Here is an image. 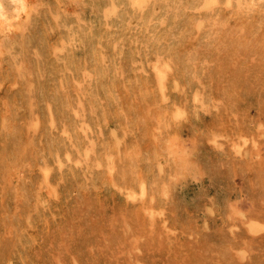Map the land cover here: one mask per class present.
Instances as JSON below:
<instances>
[{"label":"rangeland","instance_id":"374dc122","mask_svg":"<svg viewBox=\"0 0 264 264\" xmlns=\"http://www.w3.org/2000/svg\"><path fill=\"white\" fill-rule=\"evenodd\" d=\"M6 1L8 3L10 2L9 3V5H11L10 8L12 11H14V9L12 8L13 1L12 0H6ZM54 1L41 0L40 2V0L37 1L30 0V5L32 10H31V15H29L28 19L24 18L22 20H19L17 18V21H20V23H18L13 29H11L12 26L11 28L9 27L6 28L4 30V33H2L3 36L1 35L3 41L1 42L2 45H0V52H1L0 53V60H1L0 86L2 85L1 86L2 88L0 87V90L2 91V92L0 91V96L3 98L0 97V105H1L0 110L5 108L4 109L5 111L2 110V114L0 111V124H1L0 137L2 136L0 138V144H1L0 148L3 147L2 150L0 149V152H2L0 153V157H2L0 161L1 163H4V164L0 163L1 164L0 167L1 170L2 168L3 169L5 168L6 171L0 170L1 171L0 174L1 176H3V177L0 176V181H1L0 185L5 184L6 187L5 185H3L5 190L3 191L2 190L3 187L0 186V189L2 190L0 191V194H2L3 196L2 199H5L3 203H0V207H2V205L4 206L5 204L8 205L2 207L1 209L3 210L0 209V213H1L0 232L3 231L5 235V236L3 235V232L0 233V239H1L0 247L2 246V248H0L1 250L0 264L2 263L9 264V262L10 264H15L17 261H19L18 264H20L21 262H22L21 264H51V263L53 264V262H56L58 264H63V263L66 264L65 262H68L67 264H69L70 262H71L70 264L73 263L78 264L79 262H80L79 264H82L83 262H84L83 264H89V263L94 264V261L95 264L96 263L97 264H105V263L106 264H138L137 261H139V264H141L142 262H140V260H143L142 264L144 263L145 264L146 263L148 264H264V82L262 83V81L264 80H260L261 78L264 79V0H255L256 3L255 2L250 3L249 0H241L240 3L237 0H232L231 2L221 1L218 4L208 5V7L200 5L199 2L200 0H157L158 5L155 8L161 10L162 14L159 17V19L154 22L153 21L147 22V18H142V12L153 9L152 8L153 3L151 4V1H146L142 5H138L133 0H117V1L106 0L107 4L106 1L103 2L104 0H99L101 4L100 2H98V0H94V1L67 0L69 2H67L66 0L64 1L54 0ZM114 1L119 2L118 3L120 5L119 14L117 15L110 14L111 16L106 15V10L112 9ZM81 2L84 7L80 5ZM88 2H90V5H88L89 4ZM94 2L97 3L95 4ZM55 3H56V9H55ZM50 4L52 5L54 4V5L52 6ZM51 6L53 7V10ZM101 7L104 9L102 10ZM37 8H39L40 10L39 12ZM61 8L63 10H61ZM75 8H77L78 10ZM43 9L46 10L47 12L46 11L41 12V10ZM95 9H97L99 13ZM34 11L38 16H36L35 13L32 14V12ZM85 11L89 15H87ZM43 12L45 15L43 14ZM200 17L206 19V23L203 26V28H197L195 26V20ZM39 19L42 20L39 21ZM109 19L110 21H108ZM35 20L39 24L42 22L39 28H38L39 24H37ZM22 21L26 22V24L23 23ZM30 21L32 22L30 23ZM27 25L28 26L30 25L29 26L30 28ZM17 26L19 30L18 28H16ZM32 27L35 28L33 29ZM48 27L51 29H49ZM35 29L37 31H35ZM38 29L40 30L38 31ZM26 30L28 31V33ZM5 31L8 32L6 33ZM196 31L197 33H195ZM15 32L17 33L18 38L21 36L20 41L19 39H17L18 41L16 40L17 37ZM37 33H39V35ZM48 33L50 34L48 35ZM41 35L44 36L42 37ZM192 35H195L194 38ZM10 36L13 38V40ZM30 36L31 39H33L32 41L30 39ZM187 36L190 38H188ZM8 37L9 39H11L10 41ZM36 37H38L39 40H37ZM25 40L27 41V43L25 42ZM36 40L37 42H35ZM15 41L18 44L20 42L21 45L19 44L20 46L18 45L16 46ZM24 43L26 47H24L25 46L23 45ZM30 43L31 44L33 43L32 44L33 49L32 47H30L31 46ZM41 43H45V44L47 43L48 45L47 47V45L43 44L45 47H47L46 49H44L45 47L43 46L45 52L44 50H42V47L40 48V45L42 46ZM200 44L202 48H200L201 47ZM88 45L91 46V48L90 47L88 48ZM113 45L115 46L113 47ZM28 47H30L31 49ZM54 47L55 49H53ZM15 49L16 51L13 52ZM26 49L28 50V52L32 51L30 53L34 55H31L30 53L27 54ZM40 49L43 51V53ZM86 49H87V53H85ZM189 49H191V51ZM39 50L41 52H39ZM3 51L5 53H3ZM101 52L106 53L107 56L105 58L106 60L97 59V54ZM8 53L10 54V56L7 55ZM21 53H23V55H19ZM40 53L42 55L44 54L45 57L42 56ZM82 53L84 54L82 55ZM30 55H31V59H30ZM197 56L199 57V59ZM21 57H23L24 59ZM16 58H18V61ZM27 58L28 60L30 59L29 62L26 60ZM87 58L89 59V63H87L88 61ZM25 60L29 66L26 64ZM157 60L159 64L161 63L163 64L167 62L170 65V67L168 68L169 76H170V78L168 77V86L165 90H161V92L157 86L156 78H153V76L155 77V74L153 68L151 67L153 61L155 63L157 62ZM16 61L17 63L19 61L20 62L17 64ZM29 63L30 64L35 63L34 65L32 64V66L34 67H32ZM119 65H120V69H119ZM12 66L13 69L11 72L10 68H12ZM25 66H27L28 68ZM62 66L64 69L62 68ZM14 67L17 69H15ZM80 67L82 70L78 69ZM126 67H127V71H126ZM129 68H131V70H128ZM31 69H33L34 72L32 71L30 74L29 70ZM41 69L42 71H40ZM15 71L18 73H16ZM20 71L22 74H20ZM119 71L120 73H118ZM56 72L59 74H57ZM47 73L49 74V76L50 73L51 75L54 74V77L53 76L49 77ZM33 74L34 76H32ZM42 74H44L45 76ZM17 75L20 77L17 78L18 77ZM26 75H28V77L30 76L31 78L29 77L30 79L28 78V80H24L27 77ZM8 78L11 81L13 80L12 83H10L11 81ZM20 78H22L23 80ZM119 78L121 81L119 80ZM124 78L126 79V81ZM246 78L248 80H246ZM258 79L260 80L259 82L261 83L256 82L258 81ZM43 80H46L44 82H47V84L42 82ZM251 80L253 81L255 80V81L253 82ZM176 81L178 83H176ZM237 81H239V83ZM246 81L247 83L249 81V83L247 84ZM21 82L22 83L26 82V83L22 85ZM48 82L49 83L52 82V83L49 84ZM76 82H78V84ZM220 82H222L221 85L219 84ZM216 83L218 84L216 85ZM235 83H237V85ZM244 83H246L247 85H245ZM253 83L255 84V86ZM8 84H10V86ZM129 84L131 85V90L133 89L132 91L130 90ZM45 85H47L46 88ZM49 85H51V87ZM132 85H134L133 88ZM251 85L253 86L251 87ZM261 85L263 88L261 87ZM35 86L39 89V91ZM178 86L179 88L181 87L183 88L179 89ZM218 86L221 87L218 88ZM244 86L245 87L249 86V88H245ZM17 87H19V89ZM233 87L236 88L237 90L234 89ZM43 88H45L44 90L46 91H44ZM121 88H123L124 90L123 89L121 90ZM238 88L239 89L242 88V90L241 89L239 90ZM25 90L28 92H26ZM37 91L39 93H37ZM122 91L123 94L124 92H126V94L123 95ZM30 92L35 94H32ZM29 93L31 94V96ZM133 93H134V97H133ZM7 94L8 96H12V97H8ZM22 94L23 95L25 94V96H23ZM20 95H22L23 97ZM14 96L17 97L15 98ZM26 96L27 98H29L28 100L30 103L25 98ZM38 96L39 99L37 100ZM7 97L9 99L11 98L12 101L15 100L16 103L14 101L11 103L10 101L11 99L9 100L10 102L7 101L8 100ZM132 97L134 98V101ZM41 98H43V100ZM57 98L59 101H61V104L58 103L59 101L56 102ZM123 98L125 99V101H123L124 100ZM158 98H159V103H158ZM4 100H6L5 102H9V103L3 102ZM22 100L25 102L24 103L25 105L23 104ZM31 100H33V102L35 103L32 104ZM38 101L39 103L44 101L42 102L43 107H42V103L39 104ZM129 101L130 103H132V105L130 103H127L129 107L127 105H125L124 107V103ZM52 103L54 104V107L52 106ZM6 104L8 105V107L6 106ZM21 104H23L24 107ZM34 104L38 105V107ZM151 105L152 107H150ZM25 106L31 108L32 111L29 110V108L27 110ZM47 106H50L49 110L51 111V114L49 113L50 111L48 110ZM36 107L38 108V110ZM60 107L62 108V110ZM43 108L45 111H43ZM58 108L60 109V111ZM80 108H82V110ZM140 108H142L141 111ZM10 109L12 110L10 111ZM16 109L18 110L21 109V110L17 112ZM74 109H80V112L77 113L76 110ZM105 109L106 111L104 113ZM86 110L88 111L86 112ZM13 111H15V113H13ZM21 111L23 112L20 113ZM63 111H65L67 115ZM73 111L74 114L78 116H74L72 114ZM136 111L137 113L139 112L140 113L137 114ZM26 112H28L29 115L28 117ZM88 112L90 113V115ZM16 113L19 115V117H17ZM33 113L35 116L33 115ZM125 113H127V115ZM20 114L23 116H21ZM37 114L40 117H42L41 120L44 121L40 122L41 121L40 117ZM53 114L56 115L60 114L61 116L55 115L54 117ZM87 114L89 115L88 117ZM131 114L132 115L134 114L133 117ZM48 115L49 116L51 115L52 117L51 116L49 117ZM66 116L68 117L66 118ZM85 117H86L85 120L88 123L89 121L94 122V123L91 122V125L94 126L93 129L90 130L91 132L88 131L80 132L78 128V125L81 123V121L84 120ZM14 118L18 119V121H16V119L14 121L13 120ZM22 118H24L25 120ZM45 118L47 119V121ZM58 118H59L58 120L59 124L57 122ZM75 118L77 119V121ZM130 118L131 119L134 118V122ZM67 119L68 121H66ZM26 121H28L27 122V124H29L28 126L26 125ZM125 121L127 122L125 123ZM36 122H38L39 124ZM100 122H102L103 124H101ZM95 125L97 127H95ZM21 126L27 129H24ZM41 126H43V128ZM1 127L4 128V131H2L3 129ZM18 127L20 128V132L19 129L18 130L16 129ZM34 127H36L35 130ZM133 127L134 128L136 127L137 129L136 128L133 129ZM110 128L112 130L114 129L115 131H110L111 130ZM16 130L18 131V133ZM60 130H62V132ZM5 131H12V132L6 133ZM45 131L46 133H44ZM54 132H56V134L58 133L59 135H54L55 134ZM106 132L108 134H106ZM112 132L118 133L117 134L119 136L118 139L120 138L119 142L115 139L111 140L109 133ZM11 133L15 137H12L13 135H11ZM24 133H26L27 135ZM44 134H46L47 137ZM86 134L89 135V137L95 142L96 145L98 144L97 146L100 150L103 149L102 151H106V153L109 154V160H110L109 164H111L112 166L117 164L116 165L117 168L116 167L115 169L114 167L110 168L111 171L113 170L111 172L104 166L94 167L93 170H90L89 167L83 164L82 162L66 164L65 166L57 169L58 171L55 170L51 178L53 183H55L56 181L55 184L57 185L56 187L59 190V197L53 199L52 203L46 202L45 206L47 208L44 207L43 209L38 210L32 207L31 194L32 192L35 193L34 190L36 192L41 193V195L46 198H48V195L51 194V193L47 194L49 193L47 187L44 188L40 187V179H39L40 166H43L51 156V151H52L51 149L54 148L53 150L59 151L62 154L70 150L75 151L76 150L75 148L82 146L81 143L84 144L83 138L81 142L77 140V136L79 135L83 136ZM18 136L21 139L23 137L25 139L26 137H29V140L28 138L26 139V141L24 138L21 140L20 138H18ZM35 136L36 137L38 136L39 138H36ZM10 137L11 139L9 142L8 140ZM64 137L67 138L65 139ZM13 138L14 139L18 138L17 140L15 139V141L17 142L18 140H20L18 141L19 144L18 142L17 144H15L16 142H13L14 140ZM49 138L50 141L47 140ZM145 138H147L148 141L150 139V141L147 142V139ZM36 140L38 145L36 144ZM33 142L36 146L32 144ZM71 142H73L72 146H71ZM103 143L104 144L106 143L105 146ZM22 144H24L25 146H23ZM56 144L58 146H56ZM138 144L140 146H138ZM6 145L8 148L10 146L11 151H9V149H7L8 151L6 150L7 148L5 147ZM14 145L15 147H13ZM38 146L40 147L38 148ZM45 147H47V149ZM104 147H106V149ZM13 148L15 149L17 148V149L15 150ZM36 148H38L39 150ZM40 150H42L41 151L42 153H40ZM128 150L130 151L128 152ZM145 150L147 151L143 152ZM15 151H17L16 153H18V155H15L16 154L14 153ZM141 151L142 154H140ZM6 152L7 154H9L8 155L9 158L6 156L7 155ZM19 153L24 158H22L19 155ZM127 153L130 155L131 159H133L131 163L132 165L130 164L131 159L130 157H128L129 155ZM134 153L136 156L134 155ZM11 154L15 155V156L13 155L14 157L13 156L11 157L14 159V162L16 163L12 162L13 159L10 157ZM137 154L140 155V157H138ZM44 155H46L47 160ZM110 155L111 156L113 155L114 157L113 156L111 157ZM18 156L20 157V159ZM35 156L38 158V160L36 159ZM94 156H98V155H94ZM148 156L149 158H147ZM31 157L33 158L34 162L32 161ZM39 157H40V161L42 162L39 161ZM137 157L139 160L137 159ZM8 159L11 161V163L9 162ZM136 160L138 162H136ZM21 161H23L22 164ZM152 162H156V163H152ZM31 163L32 164L38 163V164L37 165L34 164L33 166L31 165ZM11 164L14 166H11ZM27 164L29 165V168ZM134 164L138 167L137 169L134 166ZM78 165L80 168L78 167ZM25 166L27 170H25ZM30 168L31 169L33 168L32 169L33 174ZM130 168L132 172L128 170ZM27 171L28 173L26 175L25 174L23 175V172L26 173ZM92 171L93 173L94 172L95 173L93 174ZM109 171L110 174H108ZM114 171H116L117 173H115ZM126 171L129 172L127 173ZM113 172L118 176L121 175L120 178L122 181L118 176L113 175L114 174ZM118 173L121 174L119 175ZM131 173L135 175H132ZM93 175L95 176L93 177ZM6 176L8 177V179ZM56 177L58 178L55 179ZM105 177L107 178V180H105L106 179ZM25 178L27 182L24 180ZM71 178L75 180L77 185L74 184L75 182ZM135 178L136 181H134ZM19 179L22 180V181L20 180L21 185L20 183H18ZM153 179H155L157 183H155V180ZM3 180L4 181L6 180L5 183ZM23 180L24 183H22ZM98 180H99V184H98ZM104 180L106 182H104ZM143 180L150 182L152 184L151 186V184L149 183L151 189L145 195L132 196L133 198L135 197L134 198L135 201H134L129 193L130 190L129 187L130 186L135 187L136 184L134 182H139ZM159 180L165 183L163 184ZM69 181L71 182L73 181L74 183L72 182L73 183L72 184ZM101 182L102 184H100ZM34 183L38 186H34ZM124 183H126L127 185L126 184L124 185ZM153 183H155L156 186L160 184L158 186L161 187L158 188L157 186L158 188L157 189ZM17 184L18 186H16ZM68 184L70 185V187L73 185V187L70 188ZM110 184H112V186H110ZM122 185L124 186V188L122 187ZM19 186L21 188H17ZM164 186L165 188H163ZM31 187L32 189L35 187L33 191ZM152 187H153V191H152ZM154 187L157 193L156 191H154L155 190ZM160 188H161V192H159ZM25 189L28 190V192L30 191L32 192L26 193ZM116 189L119 190L116 191ZM11 190L14 191V193ZM66 191L68 192V194H66L67 193ZM74 192H76L75 193L76 195H74ZM109 192H111L112 195ZM126 193L128 194V196ZM13 194L18 201L20 200L19 201L20 203L16 199H15L16 202L13 200L15 198ZM26 194L27 196H25ZM79 194L83 195V197ZM91 195H93L95 199ZM76 197L77 198L79 197L80 199H77ZM90 197L92 198L90 199ZM2 199L0 195V202H2ZM92 199L93 201L91 202ZM98 199L99 201L100 200L103 201L100 203L101 205L100 204L98 205L99 202ZM95 200L96 203H93L95 202ZM6 201L8 203H6ZM27 201L30 206L27 205ZM130 201H132L134 207L131 206L132 204ZM13 202L16 204L14 205ZM121 202H122L121 209L124 208L122 210L119 207L121 206V204L120 205L118 204ZM81 203L84 205H82ZM53 204H56V206ZM77 204H79V207ZM90 204L92 205L91 207ZM95 204L97 205L94 207ZM147 204L149 205V207ZM10 205L12 209L10 208ZM14 206H16L15 210L12 211L14 209L13 208ZM139 206H141V208H139ZM5 207H7L8 209H5ZM21 207H23V209ZM64 207L65 209H62ZM143 207L146 210L143 209ZM158 208L161 209V211H159ZM66 209H67V213H65ZM99 209L101 211H97ZM125 209H127V212H129L128 215ZM43 210L45 213L43 212ZM81 210L82 211L84 210L85 212L83 211L84 212L83 213ZM16 211H18L17 214ZM27 211L29 212L27 213ZM30 211L32 214L30 213ZM56 211L58 214L56 213ZM78 211L79 214H77ZM7 212L8 214H6L7 216L6 217L3 214ZM73 212L74 213L77 212L75 213V216H73L74 215ZM71 213L73 214L72 216L75 218L71 217ZM81 213H83L82 214L83 216H86L85 220L87 221V223L86 221L85 223H83L84 217L80 215ZM149 213L152 215H150ZM34 214L36 216H34ZM18 215H20L21 217ZM16 216H18L17 221H16L17 219ZM1 217L4 218L2 219ZM8 217H10L9 221L10 219L14 220V218L16 217V219L14 220V223L16 225L13 222L12 224L8 225V223L11 222L7 220ZM67 217L69 220L70 219L71 220L69 221ZM87 217L89 220L87 219ZM76 218H80V219L78 220ZM73 219H75L74 221L76 222H74ZM25 220L28 223L27 226H26V222H24ZM40 220L42 221L41 223ZM80 220L82 221V224L85 225L80 224L81 223ZM91 220L94 226H91L92 225ZM131 220L132 222H129ZM51 221L53 224L51 223ZM72 222H74V224ZM4 223H6L7 225H5ZM64 223L66 224V228H64L65 227ZM69 223L74 226H70ZM78 223L81 225V227ZM95 223L97 224L95 225ZM1 225H3L4 227ZM55 225H58L60 227L58 228ZM87 225L88 226L90 225L92 229L89 228ZM10 226L14 227L15 230L13 228H10ZM18 226L20 227L18 228ZM61 226H63V228ZM76 226L78 229H76ZM8 227L11 230H9ZM7 228L9 231L7 230ZM68 228L70 229V231L71 229L75 230L74 231L75 234L73 230L70 233ZM83 228L85 231H91L90 234H88V232L83 231ZM62 229L65 230L67 229V230L65 231ZM94 230L96 233L94 232ZM50 231H52L51 232L52 234L50 233ZM10 233L12 237L10 236ZM68 233L70 234V236ZM48 234L49 236L51 235L52 236L48 237ZM55 234H59V236L57 235L55 236ZM63 234H65V236ZM3 236L5 237V239ZM13 236H15L14 237L16 238L15 240ZM21 236H23L24 238H22ZM81 236L82 238L84 237L83 239L85 241H83V239H80ZM44 237L45 239H42ZM22 239L25 240L23 241ZM58 239L60 240L62 239L61 241L58 242L64 241L62 246L61 245L57 246L58 242L56 240ZM25 241L26 243H24ZM81 241H83V243ZM14 242L17 243L14 244ZM19 242H21L22 245H24V247ZM51 242L54 243L52 244ZM44 243L45 244L48 243V245L44 246L43 245ZM49 243L52 245H50ZM9 244L10 245L12 244L13 246L11 245L12 247H10ZM75 244L77 246L78 245L82 246L80 247L81 251H79V246L77 247L78 249L76 248ZM54 245L57 246V248L60 247L59 248L60 251H58L56 247H54ZM73 245L76 248V250H74ZM21 246L23 247V249H21L23 253L19 250ZM49 246L51 250L50 249L47 250V247ZM51 246H53L54 248ZM34 249L37 252H40V250H44L43 252L46 254L40 252L43 253V255L38 253V255L36 254L37 257H35L36 252ZM37 249H39V251ZM53 249L55 250L52 251ZM71 249L73 251H71ZM16 251L17 254H15ZM30 251L33 254L29 255L28 253ZM89 251L91 255H93V257H91ZM4 252H5V256L3 255ZM9 252L12 253L10 254ZM79 252L82 255H80ZM49 253L54 255L52 256ZM47 254H49L51 259L47 256ZM66 254H69L70 257L69 255L64 257V255ZM6 255L8 256L6 257ZM62 255L64 258L61 257ZM41 256L43 259L41 258ZM46 256L49 259V261L47 260ZM54 256L55 258L53 259ZM78 256L81 257L85 256V257L82 258L80 257L81 259L80 261ZM1 257L7 261L5 262ZM12 257H14L15 259H13ZM66 257L70 258L71 261L67 260ZM21 259L24 260L22 261ZM89 259L91 260V262ZM61 260L63 261V263ZM92 260L94 261L92 262Z\"/></svg>","mask_w":264,"mask_h":264},{"label":"bare ground","instance_id":"6f19581e","mask_svg":"<svg viewBox=\"0 0 264 264\" xmlns=\"http://www.w3.org/2000/svg\"><path fill=\"white\" fill-rule=\"evenodd\" d=\"M12 1H13L12 8L14 9V11H12L11 8H10V7H11V5H9L10 2L8 3L6 0H0V45H2L1 42L3 41L1 35H2V33H4V30H5L6 28H8V27L11 28V26H12L11 29H13L18 23H20V21H17V18H18L19 20H22V19H24V18H27V19H28L29 15H31V10H32V8H31V5H30V0H12ZM12 1H11V2H12ZM36 1H37V0H36ZM53 1H54V0H53ZM63 1H64V0H63ZM66 1H67V0H66ZM79 1H81V0H79ZM79 1H78V2H79ZM93 1H94V0H93ZM105 1H106V0H104L103 2H105ZM116 1H117V0H116ZM116 1L113 2L114 4H113V7H112L111 10H106V9H108V8L105 9V10H106V15H110V14H113V15L116 14V15H117V14H119V8H120V5L118 4L119 2H116ZM133 1L136 2L138 5H142V4H143L144 2H146V1H151V4L153 3V6H152L153 9H150L149 11L142 12V18H147V22H150V21H153V22H154V21L158 20L159 17L161 16V14H162L161 10L155 8V7L158 5L157 0H133ZM221 1L231 2L232 0H200L199 2H200V5H203V6H207V7H208V5L218 4V3L221 2ZM237 1H238L239 3L241 2V0H237ZM237 1H236V2H237ZM40 2H41V0H40ZM43 2H44V1H43ZM49 2H50V1H49ZM54 2H55V1H54ZM67 2H69V1H67ZM98 2H100V1L98 0ZM103 2H102V3H103ZM121 2H122V1H121ZM249 2H250V3H254L255 0H249ZM33 3H34V2H33ZM50 3H51V2H50ZM64 3H65V2H64ZM88 3H89L88 5H90V2H88ZM94 3H95V2H94ZM94 3H93V4H94ZM96 3H97V2H96ZM96 3H95V4H96ZM109 3H110V2H109ZM255 3H256V2H255ZM36 4H37V3H36ZM38 4H39V2H38ZM47 4H49V3H47ZM65 4H66V3H65ZM65 4H64V5H65ZM100 4H101V2H100ZM106 4H107V1H106ZM132 4H133V3H132ZM137 4H136V5H137ZM243 4H244V3H243ZM248 4H249V3H248ZM50 5H52V4H50ZM53 5H54V4H53ZM53 5H52V6H53ZM80 5H82V2H81ZM103 5H104V4H103ZM138 5H137V6H138ZM32 6H33V5H32ZM52 6H51V8H52V10H53V7H52ZM57 6H58V4H57ZM65 6H66V5H65ZM253 6H254V5H253ZM36 7H37V6H36ZM39 7H40V6H39ZM82 7H84V6L82 5ZM85 7H86V6H85ZM97 7H98V5H97ZM214 7H215V6H214ZM246 7H247V6H246ZM34 8H35V7H34ZM41 8H42V7H41ZM47 8H48V7H47ZM68 8H69V7H68ZM87 8H88V7H87ZM101 8H102V7H101ZM37 9H38V12H39V11H40L39 8H37ZM55 9H56V3H55ZM75 9H77V8H75ZM81 9H82V8H81ZM98 9H99V8H98ZM103 9H104V8H102V10H103ZM127 9H128V8H127ZM258 9H259V8H258ZM61 10H63V9L61 8ZM73 10H74V9H73ZM73 10H72V11H73ZM77 10H78V9H77ZM83 10H84V9H83ZM86 10H87V9H86ZM95 10L98 12L97 9H95ZM99 10H100V9H99ZM188 10H189V9H188ZM42 11H46V10L43 9V10H41V12H42ZM89 11H90V10H89ZM46 12H47V11H46ZM59 12H60V10H59ZM69 12H70V11H69ZM73 12H74V11H73ZM34 13H35V11L32 12V14H34ZM70 13H71V12H70ZM85 13L87 14L86 11H85ZM88 13H89V12H88ZM98 13H99V12H98ZM98 13H97V15H98ZM40 14H41V13H40ZM43 14H44V12H43ZM46 14H48V13H46ZM60 14H61V12H60ZM67 14H68V13H67ZM73 14H74V13H73ZM78 14H79V13H78ZM78 14H77V15H78ZM92 14H93V13H92ZM101 14H102V13H101ZM35 15L38 16L36 13H35ZM44 15H45V14H44ZM69 15H70V14H69ZM87 15H89V14H87ZM93 15H94V14H93ZM104 15H105V14H104ZM32 16H33V15H32ZM41 16H42V15H41ZM46 16H47V15H46ZM71 16H72V15H71ZM75 16H76V15H75ZM101 16H102V15H101ZM110 16H111V15H110ZM110 16H109V17H110ZM243 16H244V15H243ZM99 17H100V16H99ZM105 17H106V16H105ZM255 17H256V16H255ZM44 18H45V17H44ZM62 18H63V17H62ZM111 18H112V17H111ZM113 18H114V17H113ZM243 18H245V17H243ZM15 19H16V21H15ZM32 19H33V18H32ZM37 19H38V18H37ZM116 19H117V18H116ZM259 19H260V18H259ZM40 20H42V19H39V21H40ZM44 20H45V19H44ZM46 20H47V19H46ZM97 20H98V19H97ZM112 20H114V19H112ZM230 20H231V19H230ZM248 20H249V19H248ZM33 21H34V20H33ZM35 21H36V20H35ZM55 21H56V20H55ZM91 21H92V18H91ZM108 21H110V19H109ZM231 21H232V20H231ZM240 21H243V20H240ZM22 22L26 24V22H24V21H22ZM31 22H32V21H30V23H31ZM36 22H37V21H36ZM46 22H47V21H46ZM50 22H51V21H50ZM58 22H59V20H58ZM41 23H42V22H41ZM41 23H40V24H41ZM51 23H52V22H51ZM51 23H50V24H51ZM160 23H161V22H160ZM205 23H206V19H204L203 17H200V18H198V19L195 20V26H196L197 28H203V26L205 25ZM213 23H214V22H213ZM33 24H34V22H33ZM37 24H39V23L37 22ZM40 24H39L38 28L40 27ZM50 24H49V25H50ZM224 24H225V23H224ZM30 25H31V24H30ZM30 25H29V26H30ZM62 25H63V24H62ZM68 25H69V24H68ZM27 26H28V25H27ZM29 26H28V27H29ZM31 26H32V25H31ZM35 26H36V23H35ZM41 26H42V25H41ZM22 27H23V26H22ZM42 27H43V26H42ZM49 27H50V26H49ZM49 27H48V28H49ZM52 27H53V26H52ZM16 28H18V26H17ZM23 28H24V27H23ZM29 28H30V27H29ZM32 28H33V27H32ZM34 28H35V27H34ZM34 28H33V29H34ZM45 28H46V27H45ZM111 28H112V27H111ZM197 28H196V29H197ZM11 29H10V30H11ZM43 29H44V28H43ZM49 29H51V28H49ZM54 29H55V28H54ZM61 29H62V28H61ZM98 29H99V28H98ZM18 30H19V28H18ZM39 30H40V29H38V31H39ZM63 30H64V29H63ZM212 30H213V29H212ZM222 30H223V29H222ZM15 31H16V30H15ZM26 31H27V30H26ZM35 31H37V30L35 29ZM245 31H246V29H245ZM5 32H6V31H5ZM7 32H8V31H7ZM7 32H6V33H7ZM10 32H11V31H10ZM32 32H33V31H32ZM48 32H49V31H48ZM50 32H51V31H50ZM95 32H96V31H95ZM12 33H13V32H12ZM15 33H16V32H15ZM19 33H20V31H19ZM27 33H28V31H27ZM54 33H55V31H54ZM66 33H67V32H66ZM195 33H197V31H196ZM198 33H199V32H198ZM220 33H222V32H220ZM9 34H11V33H9ZM9 34H8V35H9ZM37 34L39 35V33H37ZM46 34H47V33H46ZM49 34H50V33H48V35H49ZM70 34H71V33H70ZM228 34H229V33H228ZM26 35H27V34H26ZM29 35H30V34H29ZM53 35H54V34H53ZM2 36H3V35H2ZM17 36H18V35H17V33H16V37H17ZM41 36H42V35H41ZM41 36H40V37H41ZM43 36H44V35H43ZM43 36H42V37H43ZM51 36H52V35H51ZM64 36H65V35H64ZM110 36H111V35H110ZM112 36H113V35H112ZM192 36H193V38H194L195 35H192ZM192 36H191V37H192ZM10 37H11V36H10ZM20 37H21V36H20ZM20 37H19V38L17 37L16 40L19 39V41H20ZM24 37H25V36H24ZM38 37H39V36H38ZM38 37H36L37 40H39ZM85 37H86V35H85ZM187 37H188V36H187ZM11 38H12V37H11ZM25 38H26V37H25ZM34 38H35V37H34ZM55 38H56V37H55ZM188 38H190V37H188ZM8 39H9V37H8ZM21 39H22V38H21ZM27 39H28V38H27ZM30 39H31V36H30ZM45 39H46V37H45ZM56 39H57V38H56ZM69 39H70V38H69ZM186 39H187V38H186ZM230 39H232V38H230ZM10 40H11V39H9V41H10ZM12 40H13V38H12ZM32 40H33V39H31V41H32ZM37 40H36L35 42H37ZM85 40H86V39H85ZM89 40H90V39H89ZM133 40H134V39H133ZM17 41H18V40H17ZM21 41H22V40H21ZM52 41H54V40H52ZM200 41H201V40H200ZM4 42H5V39H4ZM11 42H12V41H11ZM15 42H16V41H15ZM25 42L27 43L26 40H25ZM33 42H34V41H33ZM40 42H42V41H40ZM50 42H51V41H50ZM59 42H60V41H59ZM59 42H58V43H59ZM67 42H68V41H67ZM192 42H193V41H192ZM38 43H39V42H38ZM51 43H52V42H51ZM58 43H57V44H58ZM76 43H77V42H76ZM91 43H92V42H91ZM7 44H8V43H7ZM9 44H10V43H9ZM19 44H20V42H19ZM19 44H18L17 42L15 43L16 46H17V45H18V46L21 45V44H20V45H19ZM30 44H31V43H30ZM32 44H33V43H32ZM32 44H31V46H30V45H29V46L32 47V49H33ZM41 44H42V46L40 45V48L42 47V50H44V49H46V48L48 47L47 43H46V44H45V43H41ZM43 44L47 45V47H45ZM49 44H50V43H49ZM72 44H73V43H72ZM103 44H104V43H103ZM23 45H25V43H24ZM54 45H55V44H54ZM76 45H78V44H76ZM90 45H91V44H90ZM16 46H14V47H16ZM43 46L45 47L44 49H43ZM67 46H68V45H67ZM73 46H74V45H73ZM73 46H72V47H73ZM85 46H86V45H85ZM114 46H115V45H113V47H114ZM200 46H201V44H200ZM200 46H199V47H200ZM10 47H11V46H10ZM14 47H13V48H14ZM24 47H26V45H25ZM30 47H28V48H30ZM38 47H39V46H38ZM77 47H78V46H77ZM89 47L91 48V46L88 45V48H89ZM182 47H183V46H182ZM205 47H206V46H205ZM18 48H20V47H18ZM28 48H27V49H28ZM67 48H68V47H67ZM197 48H198V46H197ZM200 48H202V46H201ZM6 49H7V48H6ZM27 49H26L27 54L30 53V52H32V51L28 52ZM30 49H31V48H30ZM38 49H39V48H38ZM53 49H55V47H54ZM187 49H188V48H187ZM3 50H4V48H3ZM12 50H13V49H12ZM24 50H25V49H24ZM40 50H41V49H40ZM40 50H39V52L42 51V50H41V51H40ZM51 50H52V49H51ZM90 50H92V49H90ZM189 50L191 51V49H189ZM196 50H197V49H196ZM200 50H201V49H200ZM15 51H16V49H15L13 52H15ZM64 51H65V50H64ZM11 52H12V51H11ZM17 52H18V51H17ZM44 52H45V50H44ZM83 52H84V51H83ZM90 52H92V51H90ZM194 52H195V51H194ZM0 53H1V52H0ZM3 53H5V52L3 51ZM18 53H19V52H18ZM33 53H34V52H33ZM42 53H43V51H42ZM51 53H52V52H51ZM58 53H59V52H58ZM80 53H81V52H80ZM85 53H87V49H86ZM88 53H89V52H88ZM199 53H200V52H199ZM24 54H25V52H24ZM30 54H31V53H30ZM40 54H41V53H40ZM56 54H57V53H56ZM63 54H64V52H63ZM78 54H79V53H78ZM83 54H84V53H82V55H83ZM5 55H6V54H5ZM7 55L10 56L9 53H8ZM12 55H13V54H12ZM19 55H23V53H21V54H19ZM31 55H34V54H31ZM31 55H30V59H31ZM41 55H42V54H41ZM61 55H62V54H61ZM65 55H66V54H65ZM65 55H64V56H65ZM42 56L45 57L44 54H43ZM42 56H41V57H42ZM64 56H63V57H64ZM86 56H87V55H86ZM153 56H154V55H153ZM198 56H199V55H198ZM198 56H197V57H198ZM215 56H216V55H215ZM220 56H221V55H220ZM23 57H24V56H23ZM23 57H21V58H23ZM38 57H39V55H38ZM44 57H43V58H44ZM60 57H61V56H60ZM82 57H83V56H82ZM106 57H107V56H106V53L101 52V53L97 54V59H99V60H104ZM138 57H139V56H138ZM151 57H152V56H151ZM1 58H2V57H1ZM19 58H20V56H19ZM34 58H35V57H34ZM48 58H49V57H48ZM88 58H90V57H88ZM88 58H87V59H88ZM95 58H96V57H95ZM165 58H166V57H165ZM171 58H172V57H171ZM16 59H17V61H18V58H16ZM16 59H15V60H16ZM23 59H24V58H23ZM23 59H22V60H23ZM30 59H29V60H30ZM37 59H38V58H37ZM37 59H36V60H37ZM45 59H46V58H45ZM60 59H61V58H60ZM198 59H199V57H198ZM221 59H222V58H221ZM26 60L29 62L28 58H27ZM26 60H25V62H26ZM42 60H43V59H42ZM49 60H50V59H49ZM91 60H92V59H91ZM105 60H106V59H105ZM117 60H118V59H117ZM0 61H1V60H0ZM2 61H3V59H2ZM6 61H7V60H6ZM17 61H16V63H17ZM43 61H44V60H43ZM45 61H46V60H45ZM55 61H56V59H55ZM119 61H120V60H119ZM122 61H123V60H122ZM122 61H121V62H122ZM128 61H129V60H128ZM19 62H20V61H19ZM19 62H18V63H19ZM30 62H31V61H30ZM35 62H36V61H35ZM39 62H40V61H39ZM61 62H62V61H61ZM66 62H67V61H66ZM80 62H81V61H80ZM109 62H110V61H109ZM124 62H125V61H124ZM130 62H131V61H130ZM219 62H221V61H219ZM18 63H17V64H18ZM22 63H23V62H22ZM47 63H48V62H47ZM62 63H63V62H62ZM87 63H89V59H88ZM104 63H105V62H104ZM201 63H202V62H201ZM9 64H10V63H9ZM26 64H27V62H26ZM26 64H25V65H26ZM29 64H30V63H29ZM32 64L34 65L35 63H32ZM32 64H30V65L32 66ZM36 64H37V63H36ZM41 64H42V63H41ZM150 64H151V63H150ZM196 64H197V63H196ZM215 64H216V63H215ZM7 65H8V64H7ZM27 65H28V64H27ZM52 65H53V64H52ZM52 65H51V66H52ZM87 65H88V64H87ZM87 65H86V66H87ZM89 65H90V64H89ZM126 65H127V63H126ZM205 65H206V64H205ZM208 65H209V64H208ZM28 66H29V65H28ZM39 66H40V65H39ZM43 66H44V65H43ZM59 66H60V65H59ZM78 66H79V65H78ZM133 66H134V65H133ZM222 66H223V65H222ZM231 66H232V65H231ZM18 67H19V66H18ZM25 67H27V66H25ZM32 67H34V66H32ZM124 67H125V65H124ZM128 67H129V66H128ZM151 67L153 68V71H154V74H155V77L153 76V78H156V80H157V86H158V88H159V90H160V92H161V90H165V89L167 88V86H168V77L170 78V76H169V69H168V68L170 67V65H169L167 62H165V63H163V64H162V63L159 64V63H158V60H157V62H155V63H154V61H153V64L151 65ZM224 67H226V66H224ZM7 68H8V67H7ZM14 68H15V67H14ZM27 68H28V67H27ZM40 68H41V67H40ZM62 68H63V66H62ZM82 68H83V67H82ZM114 68H115V67H114ZM210 68H211V67H210ZM221 68H223V67H221ZM5 69H6V68H5ZM12 69H13V66H12V68H10V71H11V72H12ZM15 69H17V68H15ZM23 69H24V67H23ZM23 69H22V70H23ZM42 69H43V67H42ZM42 69H41L40 71H42ZM59 69H60V68H59ZM63 69H64V68H63ZM78 69L82 70L81 67L78 68ZM78 69H77V70H78ZM83 69H84V68H83ZM103 69H104V68H103ZM119 69H120V65H119ZM170 69H171V68H170ZM7 70H9V69H7ZM26 70H27V69H26ZM37 70H38V68H37ZM66 70H67V69H66ZM80 70H79V71H80ZM128 70H131V68H129ZM151 70H152V69H151ZM219 70H221V69H219ZM229 70H230V69H229ZM29 71H30V74H31V72L33 71V69H31V70H29ZM29 71H28V72H29ZM58 71H59V70H58ZM73 71H74V70H73ZM106 71H107V70H106ZM120 71H121V70H120ZM120 71H119L118 73H120ZM126 71H127V67H126ZM153 71H152V72H153ZM0 72H1V70H0ZM13 72H14V70H13ZM15 72H16V71H15ZM25 72H26V71H25ZM25 72H24V73H25ZM33 72H34V71H33ZM59 72H60V71H59ZM74 72H75V71H74ZM84 72H85V71H84ZM110 72H111V71H110ZM123 72H124V71H123ZM219 72H220V71H219ZM16 73H18V72H16ZM42 73H43V72H42ZM48 73H49V72H48ZM48 73H47V74H48ZM56 73H57V72H56ZM61 73H62V72H61ZM75 73H76V72H75ZM150 73H151V72H150ZM20 74H22L21 71H20ZM26 74H27V73H26ZM28 74H29V73H28ZM38 74H39V73H38ZM57 74H59V73H57ZM77 74H78V72H77ZM79 74H80V73H79ZM81 74H82V72H81ZM88 74H89V73H88ZM12 75H13V73H12ZM15 75H16V74H15ZM42 75H44V74H42ZM84 75H85V74H84ZM118 75H119V74H118ZM120 75H121V74H120ZM171 75H172V74H171ZM209 75H210V74H209ZM222 75H223V74H222ZM1 76H2V75H1ZM17 76H18V75H17ZM26 76H27V77H26L24 80H28V78L30 77V76L28 77V75H26ZM32 76H34V74H33ZM35 76H36V74H35ZM39 76H40V75H39ZM39 76H38V77H39ZM44 76H45V75H44ZM48 76H49V74H48ZM51 76L54 77V74L51 75V73H50V76H49V77H51ZM79 76H80V75H79ZM126 76H128V75H126ZM126 76H125V77H126ZM129 76H131V75H129ZM173 76H174V75H173ZM193 76H194V75H193ZM12 77H13V76H12ZM19 77H20V76H18L17 78H19ZM242 77H243V76H242ZM245 77H246V76H245ZM249 77H250V76H249ZM22 78H24V77H22ZM22 78H20V79H22ZM30 78H31V77H30ZM30 78H29V79H30ZM35 78H37V77H35ZM42 78H43V77H42ZM42 78H41V80H42ZM45 78H46V77H45ZM120 78H121V77H120ZM120 78H119V80H120ZM127 78H128V77H127ZM183 78H184V77H183ZM253 78H254V77H253ZM253 78H252V79H253ZM258 78H259V77H258ZM8 79H9V78H8ZM20 79H19V80H20ZM32 79H34V78H32ZM49 79H50V78H49ZM55 79H56V78H55ZM124 79H125V78H124ZM134 79H135V78H134ZM174 79H175V78H174ZM242 79H243V78H242ZM244 79H245V78H244ZM249 79H250V78H249ZM259 79H260V78H259ZM259 79H258V81H256L257 83H261V82H259V81H260V80H264V79H262V78H261L260 80H259ZM5 80H7V79H5ZM9 80H10V79H9ZM19 80H17V81H19ZM22 80H23V79H22ZM93 80H94V78H93ZM131 80H132V79H131ZM137 80H138V79H137ZM194 80H195V79H194ZM224 80H225V79H224ZM246 80H248V79L246 78ZM255 80H256V78H255ZM255 80H254V81H255ZM10 81H11V80H10ZM10 81H9V82H10ZM12 81H13V80H12ZM12 81H11L10 83H12ZM14 81H15V80H14ZM31 81H32V80H31ZM34 81H36V80H34ZM44 81H46V80H43L42 82H44ZM117 81H118V80H117ZM120 81H121V80H120ZM122 81H123V79H122ZM125 81H126V79H125ZM199 81H200V80H199ZM216 81H217V79H216ZM232 81H233V80H232ZM243 81H244V80H243ZM251 81H253V80H251ZM254 81H253V82H254ZM0 82H1V81H0ZM53 82H54V81H53ZM56 82H57V80H56ZM132 82H134V81H132ZM153 82H154V81H153ZM237 82L239 83V81H237ZM241 82H242V81H241ZM244 82H245V81H244ZM256 82H255V83H256ZM263 82H264V81H262V83H263ZM18 83H19V82H18ZM18 83H17V84H18ZM21 83H22V82H21ZM24 83H26V82H24ZM24 83H22V85H23ZM29 83H30V82H29ZM44 83L47 84V82H44ZM48 83H49V82H48ZM51 83H52V82H51ZM51 83H49V84H51ZM76 83L78 84V82H76ZM176 83H178V82L176 81ZM182 83H183V82H182ZM184 83H185V82H184ZM201 83H202V82H201ZM221 83H222V82H220L219 84L221 85ZM246 83H247V81H246ZM246 83H244V84L247 85V84L249 83V81H248L247 84H246ZM27 84H28V83H27ZM27 84H26V85H27ZM31 84H32V83H31ZM53 84H54V83H53ZM56 84H57V83H56ZM118 84H119V82H118ZM133 84H134V83H133ZM180 84H181V83H180ZM180 84H179V85H180ZM217 84H218V83H216V85H217ZM233 84H234V83H233ZM235 84L237 85V83H235ZM241 84H242V83H241ZM250 84H251V83H250ZM250 84H249V85H250ZM253 84H254V83H253ZM8 85L10 86V84H8ZM33 85H34V83H33ZM33 85H32V87H33ZM36 85H37V83H36ZM121 85H122V84H121ZM121 85H120V86H121ZM127 85H128V83H127ZM129 85H130V84H129ZM134 85H135V84H134ZM134 85H132V88L134 87ZM154 85H155V84H154ZM257 85H258V84H257ZM257 85H256V86H257ZM259 85H260V84H259ZM1 86H2V85H1ZM1 86H0V87H1ZM3 86H5V85H3ZM17 86H18V85H17ZM20 86H21V85H20ZM42 86H43V85H42ZM46 86H47V85H45V88H46ZM49 86L51 87V85H49ZM58 86H59V84H58ZM86 86H87V85H86ZM93 86H94V85H93ZM200 86H201V85H200ZM240 86H241V85H240ZM252 86H253V85H251V87H252ZM254 86H255V84H254ZM26 87H27V86H26ZM35 87H36V86H35ZM39 87H40V86H39ZM54 87H55V85H54ZM74 87H75V86H74ZM74 87H73V88H74ZM128 87H129V86H128ZM137 87H138V86H137ZM215 87H216V86H215ZM219 87H221V86H218V88H219ZM230 87H232V86H230ZM241 87H242V86H241ZM244 87H245V86H244ZM261 87H262V85H261ZM1 88H2V87H1ZM7 88H8V87H7ZM9 88H10V87H9ZM17 88L19 89V87H17ZM36 88H37V87H36ZM45 88H43V90H44ZM48 88H49V87H48ZM94 88H96V87H94ZM135 88H136V86H135ZM176 88H177V87H176ZM176 88H175V89H176ZM178 88H179V86H178ZM181 88H183V87H181ZM181 88H179V89H181ZM184 88H186V87H184ZM195 88H196V86H195ZM200 88H201V87H200ZM200 88H199V89H200ZM218 88H216V89H218ZM233 88H234V87H233ZM245 88H249V86H247V87H245ZM245 88H244V90H245ZM253 88H254V87H253ZM262 88H263V87H262ZM13 89H14V87H13ZM13 89H12V90H13ZM20 89H21V87H20ZM26 89H27V88H26ZM31 89H32V88H31ZM33 89H34V88H33ZM37 89H38V88H37ZM37 89H36V90H37ZM54 89H56V88H54ZM79 89H80V88H79ZM122 89H123V88H121V90H122ZM216 89H215V90H216ZM234 89H236V88H234ZM234 89H233V90H234ZM238 89H239V88H238ZM240 89L242 90V88H240ZM240 89H239V90H240ZM10 90H11V89H10ZM27 90H28V89H27ZM52 90H53V89H52ZM69 90H70V89H69ZM117 90H118V89H117ZM123 90H124V89H123ZM128 90H129V89H128ZM130 90H131V85H130ZM132 90H133V89H132ZM132 90H131V91H132ZM220 90H221V88H220ZM228 90H229V89H228ZM230 90H232V89H230ZM236 90H237V89H236ZM0 91H1V90H0ZM4 91H6V90H4ZM7 91H8V90H7ZM14 91H15V90H14ZM14 91H13V93H14ZM21 91H22V90H21ZM21 91H20V93H21ZM25 91H26V90H25ZM33 91H34V90H33ZM38 91H39V89H38ZM38 91H37V93H39ZM44 91H46V90H44ZM44 91H43V92H44ZM73 91H74V89H73ZM99 91H100V89H99ZM1 92H2V91H1ZM8 92H9V91H8ZM18 92H19V91H18ZM22 92H23V91H22ZM26 92H28V91H26ZM63 92H64V91H63ZM75 92H76V91H75ZM119 92H120V91H119ZM134 92H135V91H134ZM162 92H163V91H162ZM20 93H19V94H20ZM30 93H32V92H30ZM30 93H29V94H30ZM41 93H42V92H41ZM49 93H50V92H49ZM52 93H53V92H52ZM98 93H99V92H98ZM1 94H2V93H1ZM8 94H9V93H8ZM8 94H7V96H8ZM29 94H28V95H29ZM32 94H35V93H32ZM47 94H48V93H47ZM120 94H121V93H120ZM122 94H123V91H122ZM124 94H126V92H124ZM124 94H123V95H124ZM154 94H155V93H154ZM158 94H159V93H158ZM3 95H6V94H3ZM3 95H2V96H3ZM13 95H15V94H13ZM22 95H23V94H22ZM22 95H20V96H22ZM37 95H38V94H37ZM44 95H45V93H44ZM48 95H49V94H48ZM67 95H68V94H67ZM67 95H66V96H67ZM130 95H131V94H130ZM162 95H163V94H162ZM17 96H18V95H17ZM17 96H16V97H17ZM23 96H25V94H24ZM23 96H22V97H23ZM30 96H31V94H30ZM32 96H33V95H32ZM77 96H78V95H77ZM96 96H97V95H96ZM121 96H122V95H121ZM137 96H139V95H137ZM0 97H1V96H0ZM8 97H12V96H8ZM8 97H7V98H8ZM14 97H15V96H14ZM16 97H15V98H16ZM28 97H29V96H28ZM41 97H42V96H41ZM45 97H46V95H45ZM47 97H48V96H47ZM126 97H127V96H126ZM128 97H129V96H128ZM133 97H134V93H133ZM133 97H132V98H133ZM156 97H157V96H156ZM1 98H3V97H1ZM4 98H5V97H4ZM15 98H14V99H15ZM20 98H21V97H20ZM25 98H26L27 100L29 99V98H27V96H26ZM30 98H32V97H30ZM34 98H35V96H34ZM34 98H33V99H34ZM51 98H52V96H51ZM77 98H78V97H77ZM92 98H93V97H92ZM137 98H138V97H137ZM10 99H11V98H10ZM10 99L8 98L7 101H9ZM38 99H39V96H38L37 100H38ZM41 99L43 100V98H41ZM123 99H124V98H123ZM146 99H147V97H146ZM146 99H145V100H146ZM150 99H152V98H150ZM154 99H155V98H154ZM23 100H24V99H23ZM23 100H22V102H23V104H24L25 102H24ZM76 100H77V99H76ZM121 100H122V99H121ZM137 100H138V99H137ZM156 100H157V99H156ZM1 101H2V99H1ZM5 101H6V100H4L3 102H5ZM10 101H11V103H12L13 101L15 102V100L12 101V99H11ZM10 101H9V102H10ZM40 101H41V100H40ZM58 101H59V100H58V98H57V101H56V102H58ZM72 101H73V100H72ZM79 101H80V100H79ZM83 101H84V100H83ZM123 101H125V99H124ZM123 101H122V102H123ZM130 101H131V100H130ZM130 101H129V102H125V103H124V107H125V105H127V103H130ZM133 101H134V98H133ZM143 101H144V100H143ZM147 101H148V100H147ZM9 102H5V103H9ZM22 102H21V103H22ZM28 102H29V100H28ZM28 102H27V103H28ZM42 102H44V101H42ZM42 102H41V103H42ZM63 102H64V101H63ZM103 102H104V101H103ZM103 102H102V103H103ZM144 102H145V101H144ZM148 102H149V101H148ZM15 103H16V102H15ZM19 103H20V100H19ZM27 103H26V104H27ZM29 103H30V102H29ZM31 103L33 104V103H35V102H33V100H31ZM38 103H39V101H38ZM41 103H39V104H41ZM58 103L61 104V101H59ZM78 103H79V102H78ZM133 103H134V102H133ZM138 103H139V102H138ZM158 103H159V98H158ZM17 104H18V102H17ZM23 104H21V105L23 106ZM36 104H37V102H36ZM36 104H34V105H36ZM47 104H48V103H47ZM55 104H56V103H55ZM60 104H59V106H60ZM62 104H64V103H62ZM68 104H69V103H68ZM74 104H75V103H74ZM90 104H91V103H90ZM113 104H115V103H113ZM130 104L132 105V103H130ZM130 104H129V105H130ZM10 105H11V104H10ZM24 105H25V104H24ZM48 105H49V104H48ZM76 105H77V104H76ZM139 105H140V104H139ZM6 106L8 107L7 104H6ZM17 106H18V105H17ZM36 106L38 107V105H36ZM52 106L54 107V104H53V103H52ZM63 106H64V105H63ZM68 106H69V105H68ZM80 106H81V105H80ZM106 106H107V105H106ZM113 106H114V105H113ZM127 106H128V105H127ZM140 106H141V105H140ZM0 107H1V105H0ZM7 107H6V108H7ZM10 107H11V106H10ZM23 107H24V106H23ZM30 107H31V105H30ZM37 107H36V108H37ZM42 107H43V103H42ZM49 107H50V106H47L48 110L50 109ZM128 107H129V106H128ZM132 107H134V106H132ZM136 107H137V106H136ZM150 107H152V105H151ZM15 108H16V105H15ZM25 108H27V110H28L29 107H28V106H27V107L25 106ZM32 108H33V106H32ZM34 108H35V107H34ZM60 108H61V107H60ZM142 108H143V107H142ZM142 108H140V111H141ZM4 109H5V108H4ZM4 109H2V110H4ZM13 109H14V107H13ZM58 109H59V108H58ZM80 109L82 110V108H80ZM80 109H74V110H76V112L78 113V112H80ZM89 109H90V107H89ZM95 109H96V108H95ZM128 109H129V108H128ZM2 110H0V111H1V114H2ZM8 110H9V109H8ZM8 110H7V111H8ZM11 110H12V109H10V111H11ZM16 110H17V112H18V111L21 110V109H19V110L16 109ZM29 110H31V108H29ZM35 110H36V109H35ZM37 110H38V108H37ZM37 110H36V111H37ZM41 110H42V109H41ZM61 110H62V108H61ZM63 110H65V109H63ZM84 110H85V109H84ZM101 110H102V109H101ZM130 110H131V109H130ZM4 111H5V110H4ZM4 111H3V112H4ZM7 111H6V112H7ZM31 111H32V110H31ZM31 111H30V113H31ZM33 111H34V110H33ZM36 111H35V112H36ZM43 111H45L44 108H43ZM49 111H50V110H49ZM49 111H48V112H49ZM59 111H60V109H59ZM87 111H88V110H86V112H87ZM105 111H106V109L104 110V113H105ZM107 111H108V110H107ZM125 111H126V110H125ZM144 111H145V110H144ZM22 112H23V111H21L20 113H22ZM52 112H53V110H52ZM63 112L65 113V111H63ZM66 112H67V111H66ZM76 112H75V113H76ZM98 112H99V111H98ZM138 112H139V111H138ZM142 112H143V111H142ZM13 113H15V111H13ZM13 113H12V114H13ZM24 113H25V112H24ZM26 113H27V117H28V116H29V115H28V112H26ZM49 113L51 114V111H50ZM54 113H56V112H54ZM64 113H63V115H64ZM67 113H68V112H67ZM69 113H70V112H69ZM88 113H89V112H88ZM100 113H101V112H100ZM108 113H109V112H108ZM136 113H137V111H136ZM139 113H140V112H139ZM139 113H137V114H139ZM8 114H9V113H8ZM16 114H17V113H16ZM38 114H39V112H38ZM38 114H37V115H38ZM65 114H66V113H65ZM70 114H71V113H70ZM72 114H73L74 116H78V115H75V114H74V111L72 112ZM82 114H83V113H82ZM98 114H99V113H98ZM98 114H97V115H98ZM101 114H102V113H101ZM122 114H123V111H122ZM125 114L127 115V113H125ZM9 115H10V114H9ZM20 115H21V114H20ZM31 115H32V114H31ZM33 115H34V113H33ZM42 115H43V114H42ZM46 115H47V113H46ZM46 115H45V116H46ZM53 115H54V117H55L56 114H53ZM58 115L61 116L60 114H57L56 116H58ZM66 115H67V114H66ZM89 115H90V113H89ZM89 115L87 114V117H88ZM102 115H103V114H102ZM131 115H132V114H131ZM133 115H134V114H133ZM133 115H132V117H133ZM12 116H14V115H12ZM21 116H23V115H21ZM34 116H35V115H34ZM34 116H33V117H34ZM38 116H39V115H38ZM48 116H49V115H48ZM50 116H51V115H50ZM50 116H49V117H50ZM111 116H112V115H111ZM113 116H115V115H113ZM120 116H121V115H120ZM123 116H124V115H123ZM123 116H122V117H123ZM137 116H138V115H137ZM6 117H7V115H6ZM17 117H19L18 114H17ZM39 117H40V116H39ZM49 117H48V118H49ZM51 117H52V116H51ZM62 117H63V116H62ZM67 117H68V116H66V118H67ZM105 117H106V116H105ZM109 117H110V114H109ZM129 117H130V116H129ZM132 117H131V118H132ZM149 117H150V116H149ZM20 118H21V117H20ZM20 118H19V119H20ZM41 118H42V117H40V120H41ZM56 118H57V117H56ZM66 118H65V119H66ZM77 118H78V117H77ZM82 118H83V116H82ZM106 118H107V117H106ZM116 118H119V117H116ZM126 118H127V116H126ZM131 118H130V119H131ZM150 118H151V117H150ZM15 119H16V118H14L13 120L15 121ZM22 119H24V118H22ZM43 119H44V116H43ZM45 119H46V118H45ZM61 119H62V118H61ZM70 119H71V118H70ZM75 119H76V118H75ZM85 119H86V117L84 118L83 121H81L80 124L77 123V124H79V125H78V128H79L80 132H81V131H82V132H83V131H84V132H85V131H86V132H87V131H88V132H91L90 130H92L93 127H94V126L91 125V122H93V121H89V123H88ZM91 119H92V118H91ZM99 119H100V118H99ZM104 119H105V118H104ZM113 119H114V118H113ZM123 119H124V118H123ZM138 119H139V118H138ZM1 120H2V118H1ZM9 120H10V119H9ZM24 120H25V119H24ZM58 120H59V118L57 119V122H58ZM102 120H103V118H102ZM105 120H106V119H105ZM111 120H112V118H111ZM131 120H133V122H134V118L131 119ZM4 121H5V120H4ZM16 121H18V119H16ZM19 121H20V120H19ZM21 121H22V120H21ZM42 121H44V120H41L40 122H42ZM46 121H47V119H46ZM51 121H52V120H51ZM61 121H62V120H61ZM63 121H64V120H63ZM66 121H68V119H67ZM71 121H72V120H71ZM76 121H77V119H76ZM95 121H96V120H95ZM107 121H108V120H107ZM117 121H118V120H117ZM1 122H2V121H1ZM27 122H28V121H26V125L28 126L29 124H27ZM48 122H49V121H48ZM48 122H47V123H48ZM126 122H127V121H125V123H126ZM133 122H132V123H133ZM24 123H25V122H24ZM36 123H38V122H36ZM36 123H35V124H36ZM64 123H65V122H64ZM93 123H94V122H93ZM100 123L103 124L102 122H100ZM106 123H107V122H106ZM117 123H119V122H117ZM6 124H7V123H6ZM38 124H39V123H38ZM58 124H59V122H58ZM62 124H63V123H62ZM66 124H69V123H66ZM74 124H75V123H74ZM110 124H111V123H110ZM0 125H1V124H0ZM15 125H16V124H15ZM15 125H13V126H15ZM22 125H23V124H22ZM24 125H25V124H24ZM30 125H31V124H30ZM47 125H49V124H47ZM47 125H46V126H47ZM53 125H54V124H53ZM56 125H57V124H56ZM125 125H126V124H125ZM132 125H133V124H132ZM137 125H138V124H137ZM147 125H148V124H147ZM2 126H4V125H2ZM6 126H7V125H6ZM10 126H11V125H10ZM33 126H34V125H33ZM35 126H36V125H35ZM39 126H40V125H39ZM44 126H45V125H44ZM61 126H62V125H61ZM67 126H68V125H67ZM67 126H66V127H67ZM148 126H149V125H148ZM16 127H17V126H16ZM19 127H20V124H19ZM19 127L16 128V129H17V130L19 129V132H20V128H19ZM21 127H22V126H21ZM41 127L43 128V126H41ZM41 127H40V128H41ZM48 127H50V126H48ZM48 127H47V128H48ZM95 127H97V126L95 125ZM99 127H100V126H99ZM112 127H114V126H112ZM115 127H116V126H115ZM127 127H128V126H127ZM127 127H126V128H127ZM136 127H138V126H136ZM136 127H135V128H136ZM1 128L3 129L2 131H4V128H3V127H1ZM8 128H9V127H8ZM13 128H14V127H13ZM22 128H24V127H22ZM35 128H36V127H34V130H35ZM40 128H38V129H40ZM44 128H45V127H44ZM68 128H69V127H68ZM102 128H103V126H102ZM104 128H105V127H104ZM106 128H107V127H106ZM135 128L133 127V129H135ZM24 129H27V128H24ZM24 129H23V130H24ZM32 129H33V127H32ZM48 129H49V128H48ZM110 129H111V128H110ZM123 129H124V128H123ZM136 129H137V128H136ZM17 130H16V131H17ZM45 130H46V129H45ZM50 130H51V128H50ZM138 130H139V128H138ZM28 131H29V130H28ZM52 131H54V130H52ZM60 131L62 132V130H60ZM66 131H67V130H66ZM104 131H105V130H104ZM108 131H109V130H108ZM110 131H115V130H114V129H113V130L111 129ZM127 131H128V130H127ZM133 131H134V130H133ZM136 131H137V130H136ZM5 132H6V133H10V132H12V131H5ZM24 132H26V131H24ZM39 132H40V131H39ZM39 132H38V134H39ZM41 132H42V131H41ZM50 132H51V131H50ZM63 132H64V131H63ZM98 132H99V131H98ZM125 132H126V131H125ZM130 132H131V131H130ZM17 133H18V131H17ZM17 133H16V136H17ZM22 133H23V131H22ZM31 133H32V132H31ZM42 133H43V132H42ZM44 133H46V131H45ZM54 133H55L54 135H59L58 133L56 134V132H54ZM64 133H65V132H64ZM3 134H4V133H3ZM24 134H26V133H24ZM29 134H30V133H29ZM34 134H35V133H34ZM38 134H37V135H38ZM49 134H50V133H49ZM81 134H82V133H81ZM94 134H95V133H94ZM106 134H108V133L106 132ZM117 134H118V133H116V132L109 133V135H110V137H111V140L115 139V140H117V141L119 142V141H120V138L118 139L119 136H118ZM131 134H132V133H131ZM133 134H134V133H133ZM11 135H13V134L11 133ZM14 135H15V132H14ZM14 135H13L12 137H15ZM26 135H27V134H26ZM42 135H43V134H42ZM44 135H46V134H44ZM61 135H62V134H61ZM90 135H91V134H90ZM119 135H120V134H119ZM134 135H135V134H134ZM19 136H20V134H19ZM19 136H18V138H20ZM21 136H22V135H21ZM38 136H39V135H38ZM38 136H37V137L35 136V137H36V138H39ZM49 136H50V135H49ZM64 136H65V135H64ZM92 136H93V134H92ZM95 136H96V135H95ZM104 136H105V134H104ZM126 136H127V135H126ZM126 136H125V137H126ZM135 136H136V135H135ZM212 136H213V135H212ZM1 137H2V136H1ZM1 137H0V138H1ZM6 137H8V136H6ZM25 137H26V136H25ZM46 137H47V135H46ZM56 137H57V136H56ZM56 137H54V138H56ZM69 137H70V135H69ZM98 137H99V136H98ZM133 137H134V136H133ZM215 137H216V136H215ZM18 138H15V139L17 140ZM23 138H24V137H23ZM23 138H22V139H23ZM27 138H28V140H29V137H26V139H27ZM42 138H43V137H42ZM52 138H53V137H52ZM64 138H65V137H64ZM66 138H67V137H66ZM66 138H65V139H66ZM82 138H83L84 144L81 143V145H82L81 147H77V148L74 147V148L76 149L75 151H73V150L71 151V150H70V151H66V152H64V154H62L61 152H59V151H55V150H53L54 148H52V149H51V150H52V151H51V156L49 157L48 160H47L46 155H44V156L46 157V160H47V161L45 162L44 165L42 164L43 166H40V169H39V173H40V178H39V179H40V187H41V188L47 187L49 193H47V191H46V193H47V194H50V193H51V194L48 195V198H46V197L42 196L41 193L36 192L35 190H34L35 193H33L32 191H33V189H34L35 187H34L33 189H32V187H31L32 191H30V192H32V194H31L32 197H31V196H30V197H31V200H32V201H31V203H32L31 206H32V207H34L35 209H38V210L40 209V210H41V209H43L44 207H46V206H45L46 202H50V203H52V202H53V199H56V198L59 197V190L57 189V187H56L57 185L55 184L56 181H55V183H53V181H52L51 178H52L53 173L55 172V170L59 169L60 167L65 166L66 164L80 163V162H82L83 164H85L86 166H88L90 170H93L94 167H99V166H102V167L104 166V167H106L108 170H110V168H113V167H114V169H115V167L117 168V166H116L117 164H116V165H113V166H112L111 164H109V163H110V160H109V154L106 153V151H102L103 149L100 150V149L98 148V146H97L98 144L96 145L95 142L89 137L88 134L83 135V136H81V135L77 136V140H78V141H81ZM101 138H102V135H101ZM4 139H5V138H4ZM4 139H3V140H4ZM10 139H11V137H10L9 140H8L9 142H10ZM13 139H14V138H13ZM15 139L13 140V142H16ZM20 139H21V138H20ZM22 139H21V140H22ZM24 139H25V138H24ZM26 139H25V141H26ZM94 139H95V137H94ZM135 139H136V138H135ZM145 139H147V138H145ZM5 140H6V139H5ZM34 140H35V139H34ZM37 140H38V139H37ZM37 140H36V144H37ZM47 140L50 141V138L47 139ZM56 140H57V139H56ZM60 140H61V139H60ZM60 140H59V141H60ZM102 140H103V139H102ZM128 140H129V139H128ZM211 140H212V139H211ZM18 141H20V140H18ZM18 141H17V142H18ZM30 141H31V140H30ZM32 141H33V140H32ZM59 141H56V142H59ZM61 141H62V140H61ZM65 141H68V140H65ZM97 141H98V140H97ZM103 141H104V140H103ZM125 141H126V140H125ZM135 141H136V140H135ZM140 141H141V140H140ZM149 141H150V139H149ZM149 141H148V139H147V142H149ZM17 142H16L15 144H17ZM81 142H82V141H81ZM100 142H101V141H100ZM7 143H8V142H7ZM11 143H12V142H11ZM27 143H28V142H27ZM38 143H39V142H38ZM41 143H42V140H41ZM53 143H54V142H53ZM72 143H73V142H71V146H72ZM108 143H109V142H108ZM130 143H131V141H130ZM136 143H137V142H136ZM138 143H139V141H138ZM140 143H141V142H140ZM18 144H19V142H18ZM32 144L35 145L34 142H33ZM45 144H46V143H45ZM45 144H44V145H45ZM49 144H50V143H49ZM68 144H69V143H68ZM100 144H102V143H100ZM103 144H104V143H103ZM105 144H106V143H105ZM105 144H104V146H105ZM255 144H256V143H255ZM11 145H12V144H11ZM22 145L25 146L24 144H22ZM37 145H38V144H37ZM46 145H47V144H46ZM52 145H53V144H52ZM59 145H60V144H59ZM0 146H1V144H0ZM23 146H22V147H23ZM35 146H36V145H35ZM40 146H41V145H40ZM40 146H38V148H39ZM42 146H43V145H42ZM54 146H55V145H54ZM56 146H58V145L56 144ZM100 146H101V145H100ZM118 146H120V145H118ZM138 146H140V145L138 144ZM5 147H7V145H6ZM13 147H15V145H14ZM27 147H28V146H27ZM29 147H30V146H29ZM48 147H49V146H48ZM68 147H69V145H68ZM102 147H103V146H102ZM2 148H3V147H2ZM2 148H0V149L2 150ZM20 148H21V147H20ZM33 148H34V147H33ZM38 148H36V149H38ZM45 148L47 149V147H45ZM62 148H63V147H62ZM104 148L106 149V147H104ZM118 148H119V147H118ZM125 148H126V147H125ZM135 148H137V147H135ZM4 149H5V148H4ZM7 149H9V151H11L10 146H9V148L7 147L6 150H7ZM13 149H15V148H13ZM16 149H17V148H16ZM16 149H15V150H16ZM36 149H35V150H36ZM46 149H45V150H46ZM69 149H70V148H69ZM109 149H110V148H109ZM114 149H115V148H114ZM141 149H142V148H141ZM147 149H148V148H147ZM6 150H5V151H6ZM23 150H24V149H23ZM38 150H39V149H38ZM119 150H120V149H119ZM139 150H140V149H139ZM7 151H8V150H7ZM41 151H42V150H40V153H42ZM63 151H64V149H63ZM99 151H100V152H99ZM126 151H127V150H126ZM129 151H130V150H128V152H129ZM146 151H147V150H145V151H143V152H146ZM235 151H236V150H235ZM12 152H13V151H12ZM12 152H11V153H12ZM16 152H17V151H15L14 153H16ZM23 152H24V151H23ZM110 152H111V151H110ZM110 152H109V153H110ZM118 152H119V151H118ZM0 153H2V152H0ZM138 153H139V152H138ZM6 154H7V152H6ZM117 154H118V153H117ZM120 154H121V152H120ZM125 154H126V153H125ZM127 154H128V153H127ZM140 154H142V151L140 152ZM8 155H9V154H7L6 156L9 158ZM13 155H14V154H11L10 157L13 156ZM15 155H18V153H16ZM15 155H14V156H15ZM19 155H20V153H19ZM38 155H39V154H38ZM94 155H98V156H94ZM128 155H129V154H128ZM134 155H135V153H134ZM137 155H138V154H137ZM14 156H13V157H14ZM20 156H21V155H20ZM42 156H43V155H42ZM110 156H111V155H110ZM112 156H113V155H112ZM112 156H111V157H112ZM135 156H136V155H135ZM179 156H180V155H179ZM260 156H261V155H260ZM7 157H6V158H7ZM16 157H17V156H16ZM18 157H19V156H18ZM21 157H22V156H21ZM35 157H36V156H35ZM113 157H114V156H113ZM128 157H130V155H129ZM138 157H140V155H138ZM138 157H137V159H138ZM1 158H2V157H0V159H1ZM11 158H12V157H11ZM22 158H24V157H22ZM31 158H32V157H31ZM132 158H133V156H132ZM147 158H149V156H148ZM12 159H13V158H12ZM19 159H20V157H19ZM19 159H18V161H19ZM27 159H29V158H27ZM36 159L38 160L37 157H36ZM130 159H131V157H130ZM141 159H142V158H141ZM8 160H9V159H8ZM34 160H35V158H34ZM37 160H36V162H37ZM42 160H43V159H42ZM120 160H121V159H120ZM138 160H139V159H138ZM145 160H146V159H145ZM3 161H4V159H3ZM15 161H16V159H15ZM23 161H24V160H23ZM23 161H21V164L23 163ZM25 161H26V160H25ZM29 161H30V160H29ZM32 161H33V158H32ZM39 161H40V157H39ZM132 161H133V159H131L130 164L132 163ZM147 161H148V159H147ZM152 161H153V160H152ZM158 161H159V160H158ZM9 162L11 163L10 160H9ZM12 162H14V159L12 160ZM33 162H34V161H33ZM40 162H42V161H40ZM40 162H39V163H40ZM118 162H119V161H118ZM136 162H138V161L136 160ZM143 162H146V161H143ZM159 162H160V161H159ZM162 162H163V161H162ZM165 162H166V161H165ZM0 163H1V161H0ZM10 163H8V164H10ZM14 163H16V162H14ZM14 163H13V164H14ZM19 163H20V162H19ZM27 163H28V162H27ZM43 163H44V162H43ZM113 163H115V162H113ZM139 163H140V162H139ZM152 163H156V162H152ZM1 164H4V163H1ZM1 164H0V165H1ZM24 164H25V162H24ZM29 164H30V163H29ZM34 164H35V163H34ZM34 164L31 163V165H33V166H34ZM37 164H38V163H37ZM37 164H35V165H37ZM118 164H119V163H118ZM123 164H124V162H123ZM150 164H151V162H150ZM157 164H158V163H157ZM14 165H15V164H14ZM14 165L11 164V166H14ZM17 165H18V164H17ZM27 165H28V164H27ZM131 165H132V164H131ZM140 165H141V164H140ZM140 165H138V166H140ZM145 165H146V164H145ZM147 165H148V164H147ZM153 165H154V164H153ZM153 165H152V166H153ZM33 166H32V167H33ZM134 166L136 167V169L138 168L135 164H134ZM134 166H133V167H134ZM154 166H155V165H154ZM154 166H153V167H154ZM163 166H164V165H163ZM2 167H3V165H2ZM78 167H79V165H78ZM102 167H101V168H102ZM120 167H121V166H120ZM122 167H123V166H122ZM129 167H130V166H129ZM141 167H143V166H141ZM150 167H151V166H150ZM28 168H29V165H28ZM36 168H37V167H36ZM79 168H80V167H79ZM126 168H128V167H126ZM139 168H140V167H139ZM30 169H31V168H30ZM32 169H33V168H32ZM32 169H31V170H32ZM132 169H133V168H132ZM134 169H135V168H134ZM136 169H135V170H136ZM148 169H149V166H148ZM0 170H1V167H0ZM2 170H5V171H6L5 168H4V169L2 168ZM2 170H1V171H2ZM25 170H27V169H26V166H25ZM98 170H99V169H98ZM108 170H107V171H108ZM126 170H127V169H126ZM128 170L131 171V168L128 169ZM158 170H159V167H158ZM1 171H0V173H1ZM12 171H13V170H12ZM29 171H30V170H29ZM37 171H38V170H37ZM57 171H58V170H57ZM76 171H77V170H76ZM80 171H81V170H80ZM95 171H96V170H95ZM107 171H106V172H107ZM110 171H111V170H110ZM110 171H109L108 174H110ZM112 171H113V170H112ZM112 171H111V172H112ZM116 171H117V170H116ZM116 171H114V172L117 173ZM21 172H22V171H21ZM24 172H25V171H24ZM24 172H23V175H24V174L26 175V174L28 173V171H27L26 173H24ZM31 172H32V174H33V170H32ZM31 172H30V174H31ZM97 172H98V171H97ZM114 172H113V173H114ZM126 172L128 173L129 171H126ZM131 172H132V171H131ZM155 172H156V170H155ZM159 172H160V171H159ZM163 172H164V171H163ZM163 172H162V173H163ZM35 173H36V172H35ZM37 173H38V172H37ZM82 173H83V172H82ZM92 173H93V171H92ZM94 173H95V172H94ZM94 173H93V174H94ZM115 173H114L113 175L118 176V175H116ZM127 173H126V174H127ZM30 174H29V176H30ZM80 174H81V172H80ZM118 174H119V173H118ZM120 174H121V173H120ZM120 174H119V175H120ZM131 174H132V175H135V174H133V173H131ZM138 174H139V173H138ZM95 175H96V174H95ZM95 175H93V177H94ZM113 175H112V177H113ZM136 175H137V174H136ZM156 175H158V174H156ZM159 175H160V174H159ZM0 176H1V174H0ZM11 176H12V175H11ZM31 176H32V175H31ZM67 176H69V175H67ZM80 176H81V175H80ZM86 176H87V174H86ZM120 176H121V175H120ZM120 176H118V177L120 178ZM123 176H124V175H123ZM123 176H122V177H123ZM144 176H145V175H144ZM161 176H162V175H161ZM1 177H3V176H1ZM6 177H7V176H6ZM20 177H21V175H20ZM24 177H25V176H24ZM26 177H27V176H26ZM38 177H39V176H38ZM54 177H55V176H54ZM71 177H72V176H71ZM89 177H90V176H89ZM103 177H104V176H103ZM128 177H129V176H128ZM131 177H132V176H131ZM133 177H134V176H133ZM140 177H141V176H140ZM151 177H152V176H151ZM151 177H150V178H151ZM156 177H157V176H156ZM156 177H155V178H156ZM33 178H34V177H33ZM57 178H58V177H56L55 179H57ZM69 178H70V177H69ZM95 178H96V177H95ZM98 178H99V177H98ZM100 178H102V177H100ZM105 178H106V177H105ZM105 178H104V179H105ZM119 178H118V179H119ZM145 178H146V177H145ZM157 178H158V177H157ZM161 178H162V177H161ZM2 179H3V178H2ZM5 179H6V178H5ZM7 179H8V177H7ZM7 179H6V180H7ZM28 179H29V177H28ZM36 179H37V178H36ZM39 179H38V180H39ZM71 179H72V178H71ZM71 179H70V180H71ZM108 179H110V178H108ZM111 179H112V178H111ZM113 179H114V178H113ZM116 179H117V178H116ZM131 179H132V178H131ZM151 179H152V178H151ZM158 179H159V178H158ZM6 180H5V181H6ZM20 180H21V179H19V181H20ZM24 180L26 181V178H25ZM24 180H23L22 183H24ZM72 180H74V179H72ZM89 180H90V179H89ZM99 180H101V179H99ZM99 180H98V184H99ZM105 180H107V178H106ZM105 180H104V182H106ZM120 180H121V178H120ZM123 180H124V179H123ZM153 180H155V179H153ZM161 180H162V179H161ZM3 181H4V180H3ZM5 181H4V183H5ZM19 181H18V183H20V185H21V181H22V180H21L20 182H19ZM36 181H37V180H36ZM59 181H61V180H59ZM102 181H103V180H102ZM118 181H119V180H118ZM121 181H122V180H121ZM134 181H136V178H135ZM159 181H160V180H159ZM0 182H1V181H0ZM26 182H27V181H26ZM30 182H31V181H30ZM33 182H34V181H33ZM37 182H38V181H37ZM69 182L72 183L73 181H72V182L69 181ZM74 182H75V180H74ZM74 182H73V183H74ZM96 182H97V181H96ZM113 182H114V181H113ZM116 182H117V181H116ZM116 182H115V183H116ZM152 182H154V181H152ZM160 182H161V181H160ZM14 183H15V182H14ZM35 183H36V182H35ZM35 183H34V186H38V185H36ZM73 183H72V184H73ZM110 183H111V181H110ZM121 183H122V182H121ZM134 183L136 184L135 187H132V186L129 187V189H130V190H129V193H130V195H131V198H133L132 196H138V195L142 196V195L147 194V193L149 192V190L151 189V186H152V184H151L150 182H147V181H144V180H143V181H139V182H134ZM149 183L151 184V186H150ZM155 183H157L156 180H155ZM155 183H153V184L155 185ZM161 183H163V182H161ZM164 183H165V182H164ZM164 183H163V184H164ZM27 184H28V183H27ZM60 184H61V183H60ZM72 184H71V185H72ZM74 184L77 185L76 182H75ZM100 184H102V182H101ZM107 184H108V183H107ZM125 184H126V183H124V185H125ZM129 184H130V183H129ZM135 184H134V185H135ZM3 185H5V184H3ZM3 185L1 184L0 186L3 187ZM8 185H9V184H8ZM8 185H7V186H8ZM11 185H12V184H11ZM24 185H25V184H24ZM31 185H32V184H31ZM68 185H69V184H68ZM105 185H106V184H105ZM105 185H104V188H105ZM126 185H127V184H126ZM158 185H160V184H158ZM158 185H157V186H158ZM167 185H168V184H167ZM16 186H18V184H17ZM25 186H26V185H25ZM27 186H28V185H27ZM32 186H33V185H32ZM96 186H97V185H96ZM110 186H112V184H110ZM115 186H116V185H115ZM155 186H156V185H155ZM157 186H156V188H157ZM162 186H163V185H162ZM5 187H6V185H5ZM13 187H14V186H13ZM28 187H29V186H28ZM66 187H67V186H66ZM69 187H70V185H69ZM71 187H73V185H72ZM71 187H70V188H71ZM78 187H79V186H78ZM92 187H93V186H92ZM102 187H103V185H102ZM120 187H121V186H120ZM122 187L124 188L123 185H122ZM122 187H121V188H122ZM126 187H127V186H126ZM159 187H161V186H158V188H159ZM15 188H16V187H15ZM17 188H21V187L19 186V187H17ZM24 188H27V187H24ZM58 188H59V187H58ZM84 188H86V187H84ZM158 188H157V189H158ZM163 188H165V186H164ZM22 189H23V188H22ZM28 189H29V188H28ZM38 189H39V188H38ZM65 189H66V188H65ZM98 189H99V188H98ZM127 189H128V188H127ZM154 189H155V187H154ZM2 190L5 191V190H4V187L2 188ZM2 190L0 189V191H2ZM6 190H7V188H6ZM25 190H26V189H25ZM77 190H78V189H77ZM87 190H89V189H87ZM117 190H119V189H116V191H117ZM164 190H165V189H164ZM166 190H167V189H166ZM11 191H12V190H11ZM19 191H20V190H19ZM71 191H72V190H71ZM74 191H75V190H74ZM100 191H101V190H100ZM102 191H103V190H102ZM105 191H106V190H105ZM107 191H108V190H107ZM152 191H153V187H152ZM154 191H156V189H155ZM12 192L14 193V191H12ZM15 192H16V191H15ZM21 192H22V191H21ZM21 192H20V193H21ZM27 192H28V190H26V193H27ZM30 192H28V193H30ZM66 192H67V191H66ZM77 192H78V191H77ZM86 192H87V191H86ZM119 192H120V191H119ZM124 192H125V190H124ZM126 192H127V191H126ZM159 192H161V188H160V191H159ZM164 192H165V191H164ZM62 193H63V192H62ZM71 193H72V192H71ZM75 193H76V192H74V195H76ZM78 193H79V192H78ZM100 193H101V192H100ZM109 193L111 194V192H109ZM156 193H157V191H156ZM162 193H163V192H162ZM4 194H5V193H4ZM24 194H25V193H24ZM66 194H68V192H67ZM66 194H65V195H66ZM86 194H87V193H86ZM101 194H102V193H101ZM126 194H127V193H126ZM126 194H125V195H126ZM0 195H1V199H2L3 196H2V194H0ZM6 195H7V194H6ZM6 195H5V196H6ZM10 195H11V194H10ZM18 195H19V194H18ZM22 195H23V194H22ZM79 195H81V194H79ZM111 195H112V194H111ZM120 195H121V194H120ZM150 195H151V194H150ZM163 195H164V194H163ZM163 195H162V197H163ZM13 196H14V194H13ZM25 196H27V194H26ZM61 196H62V195H61ZM67 196H68V195H67ZM67 196H66V197H67ZM81 196L83 197V195H81ZM91 196H93V195H91ZM123 196H124V194H123ZM127 196H128V194H127ZM158 196H159V195H158ZM8 197H9V194H8ZM10 197H12V196H10ZM14 197H15V196H14ZM14 197H13V198H14ZM20 197H21V195H20ZM23 197H24V196H23ZM28 197H29V196H28ZM28 197H27V198H28ZM73 197H74V196H73ZM73 197H72V200H73ZM93 197H94V196H93ZM118 197H119V196H118ZM160 197H161V196H160ZM165 197H166V196H165ZM13 198H12V199H13ZM18 198H19V197H18ZM67 198H68V197H67ZM76 198H77V197H76ZM87 198H88V197H87ZM91 198H92V197H90V199H91ZM121 198H122V196H121ZM125 198H126V196H125ZM129 198H130V197H129ZM134 198H135V197H134ZM134 198H133V200H134ZM145 198H146V197H145ZM149 198H150V196H149ZM8 199H9V198H8ZM15 199H16V197L13 199V200L16 202L17 199H16V200H15ZM19 199H20V198H19ZM24 199H25V198H24ZM74 199H75V198H74ZM77 199H80V198L78 197ZM81 199H82V198H81ZM84 199H86V198H84ZM90 199H89V200H90ZM94 199H95V197H94ZM100 199H101V198H100ZM137 199H138V198H137ZM154 199H155V198H154ZM4 200H5V199H2V202H0V203H3ZM10 200H11V199H10ZM21 200H22V199H21ZM25 200H26V199H25ZM29 200H30V198H29ZM47 200H48V201H47ZM96 200H97V199H96ZM96 200H95V202H93V203H96ZM129 200H130V199H129ZM151 200H152V198H151ZM17 201H18V200H17ZM19 201H20V200H19ZM19 201H18V202H19ZM22 201H23V200H22ZM57 201H58V200H57ZM76 201H78V200H76ZM81 201H82V200H81ZM81 201H80V202H81ZM92 201H93V199L91 200V202H92ZM98 201H99V199H98ZM118 201H119V198H118ZM125 201H126V199H125ZM134 201H135V200H134ZM137 201H138V200H137ZM149 201H150V200H149ZM166 201H167V200H166ZM9 202H10V201H9ZM29 202H30V201H29ZM63 202H64V201H63ZM101 202H103V201L100 200V201L98 202V205H99ZM128 202H129V201H128ZM130 202H131V204H132V205H131V204H130V205L133 206L132 201H130ZM140 202H142V201H140ZM153 202H154V201H153ZM6 203H8V202L6 201ZM11 203H12V202H11ZM13 203H14V202H13ZM19 203H20V202H19ZM19 203H18V204H19ZM23 203H25V202H23ZM50 203H49V204H50ZM74 203H76V202H74ZM77 203H78V202H77ZM125 203H126V202H125ZM125 203H124V204H125ZM135 203H136V202H135ZM137 203H138V202H137ZM147 203H148V202H147ZM9 204H10V203H9ZM15 204H16V203H14V205H15ZM81 204H82V203H81ZM91 204H92V203H91ZM91 204H90V207L92 206ZM118 204H119V205L121 204V206H119L120 209H121V207H122V202H121V203H118ZM126 204H127V203H126ZM126 204H125V205H126ZM141 204H142V203H141ZM145 204H146V203H145ZM145 204H144V205H145ZM152 204H153V203H152ZM6 205H8V204H5L4 206H6ZM27 205H29L28 201H27ZM50 205H51V204H50ZM53 205L56 206V204H53ZM53 205H52V206H53ZM73 205H74V204H73ZM77 205H78V207H79V204H77ZM82 205H84V204H82ZM96 205H97V204H95L94 207H95ZM100 205H101V204H100ZM102 205H103V203H102ZM128 205H129V204H128ZM147 205H148V204H147ZM147 205H146V206H147ZM163 205H164V203H163ZM4 206L2 205V207H4ZM29 206H30V205H29ZM29 206H28V207H29ZM88 206H89V205H88ZM152 206H153V205H152ZM152 206H151V208H152ZM159 206H160V204H159ZM161 206H162V205H161ZM2 207H0V209H1ZM15 207H16V206L13 207L14 209H13L12 211L15 210ZM24 207H25V206H24ZM72 207H74V206H72ZM80 207H81V206H80ZM94 207H93V209H94ZM123 207H124V206H123ZM133 207H134V206H133ZM148 207H149V205H148ZM10 208L12 209L11 205H10ZM19 208H20V206H19ZM21 208L23 209V207H21ZM46 208H47V207H46ZM66 208H67V207H66ZM87 208H88V207H87ZM128 208H129V207H128ZM139 208H141V206H139ZM146 208H147V207H146ZM5 209H8V208L5 207ZM17 209H18V207H17ZM29 209H30V208H29ZM32 209H33V208H32ZM51 209H52V208H51ZM62 209H65V207L62 208ZM96 209H97V208H96ZM100 209H101V208H100ZM100 209L97 210V211H101ZM102 209H103V206H102ZM122 209H124V208H122ZM122 209H121V210H122ZM143 209H145V208L143 207ZM147 209H148V208H147ZM153 209H154V208H153ZM158 209H159V208H158ZM1 210H3V209H1ZM26 210H27V209H26ZM71 210H72V209H71ZM71 210H70V212H71ZM85 210H86V208H85ZM87 210H88V209H87ZM91 210H92V209H91ZM121 210H120V211H121ZM125 210H126V212H127V209H125ZM133 210H134V209H133ZM145 210H146V209H145ZM21 211H22V210H21ZM21 211H20V212H21ZM24 211H25V210H24ZM74 211H75V210H74ZM81 211H82V210H81ZM83 211H84V210H83ZM83 211H82V212H83ZM89 211H90V210H89ZM103 211H104V210H103ZM123 211H124V210H123ZM150 211H153V210H150ZM159 211H161V209H159ZM17 212H18V211H16V214H17ZM28 212H29V211H27V213H28ZM43 212H44V210H43ZM47 212H48V211H47ZM59 212H60V211H59ZM84 212H85V211H84ZM84 212H83V213H84ZM87 212H88V211H87ZM92 212H93V211H92ZM94 212H95V211H94ZM155 212H156V211H155ZM12 213H13V212H12ZM12 213H11V214H12ZM30 213H31V211H30ZM33 213H34V212H33ZM44 213H45V212H44ZM56 213H57V211H56ZM65 213H67V209H66V212H65ZM73 213H74V212H73ZM75 213H77V212H75ZM75 213H74V215L71 213V217L75 216ZM83 213H81L80 215H82ZM88 213H89V212H88ZM100 213H101V212H100ZM122 213H123V212H122ZM122 213H121V214H122ZM128 213H129V212H127V215H128ZM151 213H153V212H151ZM0 214H1V213H0ZM6 214H8V212L5 213V214H3V215L6 216ZM20 214H21V213H20ZM25 214H26V213H25ZM31 214H32V213H31ZM47 214H48V213H47ZM47 214H46V215H47ZM51 214H52V213H51ZM57 214H58V213H57ZM77 214H79V211H78ZM85 214H86V213H85ZM85 214H84V215H85ZM101 214H102V213H101ZM103 214H104V212H103ZM149 214H150V213H149ZM3 215H2V216H3ZM12 215H13V214H12ZM14 215H15V214H14ZM22 215H23V214H22ZM27 215H28V214H27ZM64 215H65V214H64ZM72 215H73V216H72ZM80 215H79V216H80ZM90 215H91V213H90ZM125 215H126V214H125ZM125 215H124V216H125ZM131 215H132V214H131ZM144 215H145V214H144ZM150 215H152V214H150ZM18 216H20V215H18ZM18 216H16L17 219H16V217H15L14 220L16 219V221H17V220H18ZM25 216H26V215H25ZM31 216H32V215H31ZM34 216H36V215L34 214ZM57 216H58V215H57ZM67 216H68V215H67ZM82 216H83V215H82ZM82 216H81V219H82ZM6 217H7V216H6ZM12 217H14V216H12ZM12 217H11V218H12ZM20 217H21V216H20ZM23 217H24V216H23ZM23 217H22V218H23ZM77 217H78V216H77ZM83 217H84V219H83L84 222H83V223H85V221H86V220H85V219H86L85 217H86V216H83ZM126 217H127V216H126ZM1 218L3 219L4 217H1ZM9 218H10V217H8V219H7L8 221H9ZM30 218H31V217H30ZM32 218H35V217H32ZM41 218H42V217H41ZM48 218H49V217H48ZM50 218H51V215H50ZM73 218H75V217H73ZM89 218H90V217H89ZM23 219H24V218H23ZM53 219H54V218H53ZM67 219H68V217H67ZM76 219L79 220L80 218H76ZM87 219H88V217H87ZM102 219H103V218H102ZM130 219H131V217H130ZM12 220H13V219H10L11 222L9 221L10 223H8V225L12 224V222L14 223V220H13V221H12ZM19 220H20V219H19ZM32 220H33V219H32ZM50 220H51V219H50ZM54 220H55V219H54ZM68 220H69V219H68ZM70 220H71V219H70ZM70 220H69V221H70ZM74 220H75V219H73V221H74ZM88 220H89V219H88ZM5 221H6V220H5ZM6 222H7V221H6ZM24 222H26V220H25ZM31 222H32V221H31ZM41 222H42V221L40 220V223H41ZM43 222H44V220H43ZM54 222H55V221H54ZM58 222H59V221H58ZM66 222H67V221H66ZM74 222H76V221H74ZM74 222H72V223L74 224ZM78 222H79V221H78ZM80 222H81V223H80ZM80 222H79V223L82 224V221H81V220H80ZM129 222H132V220L129 221ZM17 223H18V222H17ZM21 223H23V222H21ZM21 223H20V224H21ZM37 223H38V222H37ZM51 223H52V221H51ZM51 223H50V224H51ZM60 223H61V222H60ZM60 223H59V225H60ZM79 223H78V224H79ZM86 223H87V221H86ZM91 223H92L91 226H94L92 220H91ZM4 224L7 225L6 223H4ZM14 224H15V223H14ZM27 224H28V223L26 222V226H27ZM32 224H34V223H32ZM35 224H36V222H35ZM52 224H53V223H52ZM52 224H51V225H52ZM56 224H57V223H56ZM61 224H62V223H61ZM64 224H65V223H64ZM69 224H70V223H69ZM80 224H79V225H80ZM89 224H90V222H89ZM96 224H97V223H95V225H96ZM124 224H125V223H124ZM15 225H16V224H15ZM79 225H78V226H79ZM82 225H85V224H82ZM1 226H3V225H1ZM28 226H29V225H28ZM35 226H36V225H35ZM35 226H34V227H35ZM55 226H57L58 228L60 227V226H58V225H55ZM64 226H65L64 228H66V224H65ZM70 226H74V225H71V224H70ZM87 226H88V225H87ZM87 226H86V228H87ZM99 226H100V225H99ZM3 227H4V226H3ZM16 227H17V226H16ZM19 227H20V226H18V228H19ZM34 227H33V228H34ZM53 227H54V225H53ZM61 227L63 228V226H61ZM80 227H81V225H80ZM88 227L91 228L90 225H89ZM8 228H9V227H8ZM8 228H7V230H8ZM10 228H13V229H14V227H12V226H10ZM10 228H9V230H11ZM24 228H25V226H24ZM55 228H56V227H55ZM72 228H73V227H72ZM74 228H75V227H74ZM84 228H85V226H84ZM84 228H83V231H85ZM0 229H1V228H0ZM13 229H12V230H13ZM41 229H42V228H41ZM53 229H54V228H53ZM56 229H57V228H56ZM60 229H61V228H60ZM68 229H69V228H68ZM76 229H78L77 226H76ZM91 229H92V228H91ZM91 229H90V230H91ZM9 230H8V231H9ZM14 230H15V229H14ZM28 230H29V229H28ZM54 230H55V229H54ZM62 230H65V229H62ZM66 230H67V229H66ZM66 230H65V231H66ZM72 230H73V229H71V231H72ZM80 230H81V228H80ZM80 230H79V231H80ZM87 230H88V229H87ZM95 230H96V229H95ZM95 230H94V232H95ZM17 231H18V229H17ZM69 231H70V229H69ZM71 231H70V233H71ZM74 231H75V230H73V232H74ZM79 231H78V232H79ZM83 231H82V232H83ZM96 231H97V230H96ZM1 232H3V231H1ZM1 232H0V233H1ZM10 232H11V231H10ZM15 232H16V231H15ZM15 232H14V233H15ZM20 232H21V230H20ZM24 232H25V230H24ZM42 232H43V231H42ZM42 232H41V233H42ZM51 232H52V231H50V233H51ZM60 232H62V231H60ZM60 232H59V233H60ZM85 232H88V234H90L91 231H85ZM5 233H6V231H5ZM14 233H13V234H14ZM16 233H17V232H16ZM16 233H15V234H16ZM18 233H19V231H18ZM18 233H17V234H18ZM43 233H44V232H43ZM54 233H55V232H54ZM54 233H53V234H54ZM56 233H58V232H56ZM66 233H67V232H66ZM76 233H77V232H76ZM79 233H80V232H79ZM83 233H84V232H83ZM95 233H96V232H95ZM8 234H9V232H8ZM27 234H28V233H27ZM29 234H31V233H29ZM37 234H38V233H37ZM44 234H45V233H44ZM51 234H52V233H51ZM61 234H62V233H61ZM68 234H69V233H68ZM74 234H75V232H74ZM81 234H82V233H81ZM3 235H4V232H3ZM20 235H21V234H20ZM56 235L59 236V234H55V236H56ZM63 235L65 236V234H63ZM77 235H79V234H77ZM4 236H5V235H4ZM4 236H3V237H4ZM6 236H7V235H6ZM10 236L12 237L11 233H10ZM16 236H17V235H16ZM42 236H43V235H42ZM51 236H52V235H51ZM51 236H49V234H48V237H51ZM66 236H67V235H66ZM69 236H70V234H69ZM75 236H76V235H75ZM14 237H15V236H13V238H14ZM21 237L24 238L23 236H21ZM40 237H41V235H40ZM53 237H54V236H53ZM60 237H61V236H60ZM60 237H59V238H60ZM1 238H2V237H1ZM9 238H10V237H9ZM61 238H62V237H61ZM63 238H64V237H63ZM66 238H67V237H66ZM76 238H77V237H76ZM78 238H79V237H78ZM83 238H84V237H83ZM83 238H82V236H81L80 239H83ZM2 239H3V238H2ZM4 239H5V237H4ZM4 239H3V240H4ZM10 239H11V238H10ZM15 239H16V238H14V240H15ZM17 239H18V237H17ZM38 239H39V238H38ZM42 239H45V237L42 238ZM46 239H47V238H46ZM51 239H52V238H51ZM68 239H69V238H68ZM74 239H75V238H74ZM74 239H72V240H74ZM22 240H23V239H22ZM24 240H25V239H24ZM24 240H23V241H24ZM52 240H53V239H52ZM61 240H62V239H61ZM61 240L58 239V240H56V241L58 242V241H61ZM88 240H89V239H88ZM23 241H22V243H23ZM44 241H45V240H44ZM76 241H78V240H76ZM83 241H85V240L83 239ZM83 241H81V242L83 243ZM34 242H35V240H34ZM41 242H42V241H41ZM47 242H49V241H47ZM68 242H69V240H68ZM72 242H73V241H72ZM0 243H1V239H0ZM16 243H17V242H16ZM16 243L14 242V244H16ZM19 243H21V242H19ZM22 243H21V245H22ZM24 243H26V241H25ZM51 243H52V242H51ZM53 243H54V242H53ZM53 243H52V244H53ZM59 243H60V244H59ZM63 243H64V241H62V242H58L57 246H58V245H61V246H62ZM76 243H78V242H76ZM84 243H85V242H84ZM5 244H6V243H5ZM12 244H13V243H12ZM12 244H11V245H12ZM32 244H33V243H32ZM35 244H37V243H35ZM41 244H42V243H41ZM49 244H50V243H49ZM52 244H50V245H52ZM79 244H80V241H79ZM11 245L9 244L10 247L13 246V245H12V246H11ZM43 245H44V246H45V245L47 246L48 243H46V244L44 243ZM55 245H56V244H55ZM55 245H54V247H56V249H57L58 251H60V250H59L60 247L57 248V246H55ZM75 245H76V244H75ZM22 246L24 247V245H22ZM22 246H21L20 249L18 248L20 251H21V249H23ZM71 246H72V245H71ZM78 246H79V251H81V250H80V247H82V246H80V245H78ZM78 246L76 245V248H77ZM51 247H53V246H51ZM54 247H53V248H54ZM0 248H2V246H1ZM13 248H14V247H13ZM73 248H74V250H76V248L74 247V245H73ZM73 248H72V249H73ZM7 249H8V247H7ZM9 249H10V248H9ZM25 249H26V248H25ZM35 249H36V248H35ZM35 249H34V250H35ZM40 249H41V248H40ZM45 249H46V247H45ZM48 249H50V246L47 247V250H48ZM72 249H71V251H73ZM77 249H78V248H77ZM81 249H82V248H81ZM37 250L39 251V249H37ZM50 250H51V249H50ZM50 250H49V251H50ZM54 250H55V249H53L52 251H54ZM68 250H69V249H68ZM0 251H1V250H0ZM9 251H10V250H9ZM43 251H44V250H40V252H43ZM85 251H86V250H85ZM21 252H22V251H21ZM33 252H34V251H33ZM35 252H36V253H35V257H37L36 254L38 255V253L41 254V255H43V253H44V252H43V253L37 252L36 250H35ZM45 252H46V251H45ZM56 252H57V251H56ZM75 252H76V251H75ZM1 253H2V252H1ZM9 253H10V252H9ZM11 253H12V252H11ZM11 253H10V254H11ZM13 253H14V251H13ZM22 253H23V252H22ZM26 253H27V252H26ZM47 253H48V252H47ZM50 253H51V252H50ZM50 253H49V254H50ZM62 253H65V252H62ZM69 253H70V252H69ZM77 253H78V251H77ZM77 253H76V254H77ZM86 253H87V252H86ZM89 253H90V251H89ZM7 254H8V253H7ZM15 254H17V251H16ZM24 254H25V252H24ZM24 254H23V255H24ZM28 254L30 255V254H33V253H31V251H30ZM28 254H27V255H28ZM44 254H46V253H44ZM49 254H47V256L50 258ZM57 254H58V253H57ZM72 254H73V253H72ZM74 254H75V253H74ZM79 254L82 255L80 252H79ZM92 254H93V253H92ZM0 255H1V254H0ZM3 255L5 256V252H4ZM50 255L53 256L54 254H50ZM58 255H59V254H58ZM60 255H61V253H60ZM67 255H69V254L64 255V257L67 256ZM90 255H91V253H90ZM7 256H8V255H6V257H7ZM13 256H14V254H13ZM25 256H26V255H25ZM47 256H46V258H47ZM52 256H51V257H52ZM72 256H73V255H72ZM86 256H88V255H86ZM23 257H24V256H23ZM23 257H22V258H23ZM30 257H32V256H30ZM33 257H34V256H33ZM59 257H60V256H59ZM61 257H63V255H62ZM61 257H60V258H61ZM64 257H63V258H64ZM69 257H70V255H69ZM76 257H77V255H76ZM78 257H79V259H80L81 256H78ZM82 257H85V256H82ZM82 257H81V258H82ZM88 257H90V256H88ZM91 257H93V255H91ZM1 258H2V257H1ZM12 258L15 259L14 257H12ZM17 258H18V257H17ZM41 258H42V256H41ZM54 258H55V256L53 257V259H54ZM56 258H57V257H56ZM63 258H62V259H63ZM86 258H87V257H86ZM2 259L4 260V258H2ZM2 259H1V260H2ZM7 259H8V258H7ZM18 259H19V258H18ZM31 259H32V258H31ZM42 259H43V258H42ZM42 259H41V260H42ZM44 259H45V258H44ZM50 259H51V258H50ZM53 259H52V260H53ZM66 259L71 261L70 258H67V257H66ZM76 259H77V258H76ZM87 259H88V258H87ZM148 259H149V257H148ZM21 260H22V259H21ZM23 260H24V259H23ZM23 260H22V261H23ZM36 260H38V259H36ZM47 260L49 261L48 258H47ZM59 260H60V259H59ZM64 260H65V259H64ZM74 260H75V259H74ZM89 260H90V259H89ZM89 260H88V262H89ZM94 260H95V258H94ZM94 260H92V262H93ZM146 260H147V259H146ZM4 261L6 262L7 260H4ZM16 261H17V260H16ZM31 261H32V260H31ZM31 261H29V262H31ZM55 261H56V259H55ZM61 261H62V260H61ZM65 261H66V260H65ZM75 261H76V260H75ZM80 261H81V259H80ZM84 261H85V260H84ZM103 261H104V260H103ZM149 261H150V260H149ZM5 262H4V263H5ZM26 262H27V261H26ZM40 262H41V261H40ZM51 262H52V261H51ZM51 262H50V263H51ZM78 262H79V261H78ZM90 262H91V260H90ZM140 262L143 263V260H140ZM16 263L18 264L19 261H17ZM16 263H15V264H16ZM21 263H22V262H21ZM21 263H20V264H21ZM33 263H34V262H33ZM54 263H55V264H58V263H56V262H53V264H54ZM59 263H60V261H59ZM62 263H63V261H62ZM65 263L67 264L68 262H65ZM70 263H71V262H70ZM70 263H69V264H70ZM75 263H76V262H75ZM79 263H80V262H79ZM79 263H78V264H79ZM83 263H84V262H83ZM83 263H82V264H83ZM85 263H87V262H85ZM99 263H100V262H99ZM104 263H105V262H104ZM137 263L139 264V261H137ZM142 263H141V264H142ZM2 264H3V263H2ZM9 264H10V262H9ZM51 264H52V263H51ZM63 264H64V263H63ZM73 264H74V263H73ZM89 264H90V263H89ZM94 264H95V261H94ZM96 264H97V263H96ZM105 264H106V263H105ZM144 264H145V263H144ZM146 264H148V263H146Z\"/></svg>","mask_w":264,"mask_h":264}]
</instances>
